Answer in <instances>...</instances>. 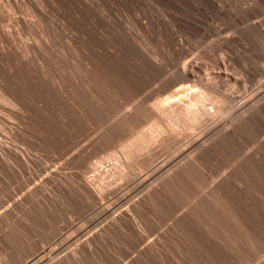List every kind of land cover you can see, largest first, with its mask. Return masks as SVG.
Masks as SVG:
<instances>
[{
  "label": "rangeland",
  "instance_id": "374dc122",
  "mask_svg": "<svg viewBox=\"0 0 264 264\" xmlns=\"http://www.w3.org/2000/svg\"><path fill=\"white\" fill-rule=\"evenodd\" d=\"M3 1L0 0V2H1L0 3V26H1L0 27V39L2 38V40H0V96L1 95L5 96L8 99V101L13 103V105L11 103L9 104V102H7V101L4 102V100H2L0 98L1 99L0 100V121H1L0 122V186L2 188V189L0 188V264H32L33 260L35 262L36 259L44 256V254H46L47 251L51 250L55 244L59 243V241H60V243H59V245H57L55 247V249L58 248L57 251L61 250L62 248H64L67 245L66 241L61 242V239H63L69 233L71 234L70 237L73 236L72 238H70V237L69 238L74 239L78 236L77 233H79V231H81V233L88 231L97 222V217L99 215H101L102 213H104V211H105V213H109L111 211L114 212L112 214L113 216L110 214L111 216L109 215L110 217L105 218L106 220L103 221L104 223L98 224L99 226L96 225L97 227H95V228L93 227V229H91V231H93V233L89 232L90 231L89 230L88 234L86 233L85 236L81 237L82 240H80L81 238L78 240L80 243L78 241H76V244L75 243L71 244L72 247H70L71 246L70 245L69 246L70 248H68V247L65 248L66 250L64 249L65 250V251H63L64 253L61 252L62 254H60V253L58 254L59 257L58 256L55 257L56 259L59 258V260L55 261L56 259L53 258L50 262H52V264H61L62 259L67 257L68 252H69V254L72 253L70 251V249H71L72 251L75 250L72 253V254L75 253L74 254L75 257L73 258L74 262L76 261L75 263H77V264H93L92 262L96 260L95 261L96 263H94V264H98V260L100 261L99 257H102L104 254L106 256H110L112 254V252H111L112 248L110 247L111 249L109 250L108 247L111 245V243H112V247L115 246V245H113V243L116 244V241H118L117 238L119 237V241L117 243L118 245L117 244L116 245L119 247V242H120L121 243L120 247L119 248L116 246L113 247V248H116V249H112V250H115L116 255L114 254V251H113V255H111L110 257L112 258V256H113V259H116V256H117V258L120 260L121 256H120V254H118L120 252L121 255H123L122 258L124 257L123 260L125 261L122 264H126L127 261H129V263L127 262L128 264H134L137 262L136 260L138 258H140L141 261L139 260L137 262V264L139 262L143 264L146 260L149 262L146 261L144 264H146V263L151 264L150 262H152V264H227V262H229V264H247V262L249 264L250 263L251 264H264V261H263L264 260V254H263L264 251H261V250H264V153L262 151H260L259 149H255L244 160L240 161V163L238 165L231 167V165H229V164H230V160H232V158L229 156L228 153H226L227 151L225 152V150H227V144H224V141H225V143H231L232 145L231 144H228V145H231V146L235 145L236 148L240 151L245 150L246 147H250L249 149H251L253 147V144H252V142L250 143V141H249V140H251V138L249 139V137H251L249 135H250V133H252L251 132L252 131L251 130L252 124H254V122L256 120L260 123L261 122L264 123V113H256L254 120H249L248 118H246V119L238 122L231 129L224 132L218 138H215L218 142L214 139L213 141H211V143H208L206 146L202 147L200 151L198 150L195 153V155L193 157H191L192 159L191 158H190V160L188 159L189 161H186L185 162L186 164L184 163L185 165H182L183 169L190 171L189 172L190 175L186 176L188 178L185 179L183 177V181H182V179L180 180V178L178 176L177 178L180 181L177 178H176L177 180L176 179L173 180L174 176L179 175L178 173L177 174L175 173L176 171H174L173 172L174 174L172 173L170 175V177L167 178L166 180L161 181V182L155 181L153 183L155 186L152 185L151 187H153V188L150 191H148L146 193L144 192L142 194L135 196L137 200L134 197L129 202H127L128 205H126V203H125V205L122 206V204L125 202V200H127L129 198V193L132 191L131 188H133V186L136 184V182H139V181L143 182V180H147V179L149 180L150 176L154 175L153 169L159 165V160L164 162V161H167L170 159V157L167 156V155H170L168 153L169 149H170V152L173 149L177 150V147H179L178 145L181 144V142L183 144L186 141L187 137H188L187 138L188 144H192V142H194V137L196 139L199 136H201L200 135V133L202 132L201 129L204 125L207 128L204 126L203 129H205V130H203V132L206 131V129H208L214 123H217V121L222 120L226 114L228 115V113L231 112V109H230L231 107L234 108L237 105H239L241 102L245 101L247 98L249 99L254 94V92L258 89V86H262L264 84V82L262 81L264 78V74H263L264 73V27H263L264 26V0H256V2L253 0L252 4H251L252 0H250V1L248 0L249 2L248 1L245 2L246 0L245 1L243 0V6L244 7L242 6L243 7L242 9L245 12L242 11L241 8L239 9V7H241L242 4L241 5L233 4L234 6L228 7V9H230L226 12V17H227L228 21H225V22L229 23V24L226 23L227 27L228 26L229 27L228 28L226 27V30H225L226 24H225V22H223L224 20H226V17H225V19L222 18L223 21H222V19L220 20L224 24L223 25L220 23L219 19H217L218 21L214 19L216 17L214 14L205 13L206 19L209 18L211 15V17L206 20V22L208 21V23L205 22V24H201L202 27H200V25H199L196 28L195 25H192V24L186 25L185 22L181 23V21L178 20L179 18L177 19L175 16H174L175 18L173 17L175 12L169 11L170 14L165 13V15L167 14L166 15L167 19H168V17H169L168 20H171V18L176 19L177 24L174 23V25H177L179 27L176 26L174 28L172 26V28L171 27L169 28L168 32L165 31V29L162 27V25H159L158 21L156 20V18H158V15L161 13V11H162V14H164V11H165L163 9V7L161 5H159L158 0H145V1L144 0H121V1L120 0H112V1L111 0H40V1L39 0H37V1H34V0H18V2H16V0H3ZM11 1H12V3H11ZM9 2L11 3V5ZM42 3L43 4L45 3L44 7H43ZM17 4L19 5V8H18ZM20 4H21V6H20ZM96 4H99V5H96ZM4 5H5V7H4ZM246 5H248L247 6L248 8L245 7ZM10 6H12V8ZM134 6H135V8H134ZM236 6H238V7H236ZM131 7H132V9H130ZM232 7L233 8L235 7V8L233 9ZM9 8H11V9H9ZM41 8L43 11L41 10ZM244 8H247L246 10H247L248 14L246 13V10ZM98 9H99V11H98ZM101 9H102V12H100ZM156 9H158V10L156 11ZM248 9H250V10L248 11ZM9 10H11V12ZM137 10L139 12H137ZM150 10L151 11L153 10V12H150ZM159 10H161V11H159ZM235 10H236V13H235ZM33 11H34V13H33ZM155 11H156V13L159 11L158 12L159 14L157 13V16L154 13ZM15 12H16V14H15ZM200 12L203 13L204 11L201 10ZM241 12H242V14H241ZM22 13H23V15H22ZM172 13H173V15H172ZM228 13H230L232 17L230 16V14L228 15ZM98 14L101 15L100 19L97 18V17H100ZM134 14H136L137 16ZM14 15H15V17H14ZM141 15H142V17H139ZM149 15H153L152 17L157 22L155 20L153 21V18L151 20V16L149 17ZM130 16H132V17L130 18ZM212 16H213V18H212ZM228 17H229V19H228ZM111 18H113V19H111ZM231 18H234V19L231 20ZM46 19H47V21H46ZM101 19H103V20L101 21ZM131 19H134V20H131ZM213 19H214V21L212 22ZM98 20H100V21L97 22ZM130 20L135 21L136 25L133 26L135 23L131 22ZM229 20H231V21H229ZM244 20H245V22H244ZM53 21H55V22H53ZM58 21H60V22H58ZM254 21H257V22L254 23ZM127 22H129V23H127ZM130 22L133 24H131ZM209 22L213 25L211 26V24ZM231 22H233L232 23L233 25H231ZM126 23L129 24V25H127V27H126ZM154 23H157V25H155ZM219 23L222 25V27L224 26L223 29L219 25ZM130 24L132 25V27ZM214 24L215 25L218 24L217 27L214 26ZM205 25L208 27V29H207V27H205ZM208 25H210V26H208ZM247 25L249 28L247 27ZM249 25H253L254 28L252 26H249ZM142 26H143V28H142ZM199 27L201 30L199 29ZM213 27L219 28V30L217 29V31H215V29ZM33 28H34V31H32ZM172 29H173V31H172L173 34L171 33ZM198 29H199V31H202V32H198L197 31ZM210 29H212L213 31H215L217 33L214 34L215 32H212ZM203 30H205V31H203ZM219 31L221 33L223 32L224 34H226L228 32L226 34L227 40H225V39L220 40V38H222L223 33L221 34V37L219 39L215 38L216 35H217L216 37L220 36ZM145 32H147V33H145ZM211 32H212V34H211ZM167 33H168V35H170L169 37H168ZM208 35H209V37H208ZM8 36H10V37H8ZM53 36H55V37H53ZM102 36H103V39H102ZM226 36H224V37H226ZM228 37H230L231 39ZM186 39H187V41H186ZM136 40H138L137 42L139 43V45H138V43L136 44ZM219 41H221V43ZM36 43H38V44L36 45ZM25 45H27V46H25ZM147 45H148V47H147ZM153 45H154V47H153ZM41 46H43V48ZM109 46H111V47H109ZM108 48H109V50H107ZM155 48L156 49L158 48V49L155 51ZM163 48H165L166 50H164ZM141 49H142V51L140 52L139 50H141ZM9 51H11V52H9ZM40 51H41V53H40ZM153 51L155 53H158L159 64L161 62H163L159 66V69L162 68L161 71L159 70V74L162 73V75H164V77L162 80H158L157 82H154L150 85L149 84L147 85V83H149L151 81V79H152L151 77L154 75V73L147 66V63H146V60L144 59V57H141V56L144 55L143 53H145V52H146L145 54H151L149 52L153 53ZM42 52H43V54H42ZM209 52H210L212 57H210ZM170 53H171V55H170ZM30 54H31V56H30ZM174 54L176 57L174 56ZM221 54H223V55H221ZM166 55H167V57H165ZM100 57H101V59H100ZM208 57H210V58H208ZM42 58H43V60H42ZM141 58H143V60ZM162 58H163V60H162ZM217 58H219L220 61ZM221 58L223 59V61H221ZM30 59H33V60L30 61ZM99 60L101 61V63ZM225 60H227V61H225ZM167 61H168V63H167ZM189 61H193V62L195 61L196 62V63L194 62L195 64H200V63L203 64V66L205 67L204 68L205 71L203 70L204 74L200 73V74H202L201 75L202 77H205V73H206V76H208L212 72H216L217 68L219 66H220V68H222V67L225 68L226 66H228L227 68H228L229 76L232 75L231 77H234V78L236 77L235 78L236 80L234 79L232 81V84H231L232 87L230 88L228 86L227 89H229V90L227 92L234 93L235 96L238 93L239 97L236 96V99H235L236 101L234 100L235 102L233 101L231 105L230 104L225 105V103L227 101H224V104L222 103L223 102L222 101L221 102L222 103L221 104L222 111L220 110V112H218V110H217L218 109V107H216L217 105L215 106L216 108H214V106H211V104L214 105V101L217 103V101L214 100L215 98H213V96H212V98L211 97L206 98L207 97L206 95H208V96H211V95L201 94V98H202V96L203 97L206 96L205 97L206 102L208 101L207 102L208 104H207L204 102L205 101L204 100L203 101L204 104H207V106H209V103H210V107L213 108V109H210V112H208V115L210 114L209 115L210 117L206 114L207 118L208 117L210 118V119L208 118L210 122L208 120H206V118H205L206 115L202 113V110H200L199 114H197V111H198L197 108L195 109L196 110L195 112H194V107L189 108V106L191 107V105H193L194 100H192V102L190 101L193 97H191V99H190L191 94L189 92L187 93V91H186L187 89L185 90V88H182V86H179V84H177V80H176L177 77H175V76L178 75V72L180 69L181 70L183 69L184 65H182V64L185 63V66H186L189 63ZM30 62H32L34 64H32V63L30 64ZM110 62H112V63H110ZM220 62H222L224 65L223 66L220 65L219 64ZM226 62H228V63H226ZM202 64H200V65H202ZM217 64H219V65H217ZM179 66L180 67L182 66V68H180ZM230 67H231V70H229ZM177 68L178 69L180 68V69L177 70ZM214 68H215V70H214ZM29 69H30V71H29ZM146 70L148 72H152L153 75H152V73H147ZM176 70H177V72H176ZM172 72H173V74H172ZM100 74H101V76H100ZM169 75L170 76L175 75V76L170 77ZM43 76H45V77H43ZM165 77L167 78V80H165L166 79ZM231 77H229V78H231ZM246 77H247V81H246L247 89L245 90V89H242V88H246V86L242 85V82H243L242 80H244V78H246ZM173 79L176 81V83L174 82ZM147 80H150V81H147ZM163 80H164V82H162ZM106 81L108 82V84ZM26 82H28V84ZM157 83H159L160 86L158 85L156 87ZM63 84H65V85H63ZM162 84H165V85H162ZM27 85H28V87H27ZM39 85H40V87H39ZM97 85H99V86H97ZM145 85H147L148 87L147 86L144 87ZM166 86H168V87H166ZM151 88H153V89H151ZM187 88L190 89V86H187ZM1 89H3V90L1 91ZM142 89H144V90L146 89V90L144 91ZM102 92L104 94H101ZM140 92H142V93L140 94ZM245 92H246V94H245ZM137 93L139 94L140 99L143 97V99L146 100L145 101L142 99L143 100L142 102L144 103V105L141 102V100H139L140 102L138 100H135V101H138L139 103L138 102H136V104L134 103L132 98L137 97V95H136ZM184 93H185V96L183 95ZM186 93H187V96L190 95V96H188L189 98L186 97ZM242 94H244V95H242ZM57 95H59V96H57ZM133 96H135V97H133ZM144 96L145 97L147 96V98H145ZM109 98H110V100H109ZM139 98L137 97V99H139ZM150 98H152V99H150ZM157 98H159V99H157ZM207 99H209V100H207ZM157 100H158V102H157ZM202 100H203V98H202ZM150 102H152V103H150ZM188 102H189V104H188ZM1 103H3V104L1 105ZM116 103H117L118 107H120V111H119V109L117 111L118 107H117ZM121 103H122V106H119V104L121 105ZM131 103L133 104V106H132L133 109L130 107V105H132ZM181 103H182V105H180ZM113 104H115L114 106H116V107H114ZM134 104H135V106H134ZM194 104H195V102H194ZM41 105H43V106H41ZM2 106H4V107H2ZM136 106H139V110L142 108L143 109L141 111H138L136 109ZM225 106H227L228 108ZM229 106H231V107H229ZM6 107H7V109H6ZM134 107H135V109H134ZM13 108L15 110H13ZM18 108H20V109L18 110ZM21 108H23V109L21 110ZM99 108H100V110H99ZM113 108L116 111L113 110ZM121 109H124V110H121ZM175 109H176V111H175ZM177 109L180 110L182 113L180 111H177ZM189 109L191 112L189 111ZM199 109H200V107H199ZM9 110H11V111H9ZM125 110L126 111L128 110L129 112L131 110H133V111H131L130 114L127 111L126 115H128V114L130 115V116L128 115L129 116L128 118H130L131 121L124 124V126L126 128L124 126H122V124H121V126L118 125L119 123H123V122H119L116 119V117L119 116L118 120H120V118H121L120 116H122V113ZM105 111L109 115L108 117H110L112 115L111 118L107 119V120H111V121L110 122L107 121L106 123H104V122L102 123V120H100V119H101L102 115L104 116L105 113H103V112H105ZM111 111H113L114 113ZM109 112H110V114H109ZM116 112H119V114H121V115L118 114L115 117ZM192 112L196 113V115ZM44 113H46V114H44ZM167 113H168V115H167ZM171 113H172V115H171ZM179 113H181V114H179ZM201 113L203 115L202 118H205L204 120L207 121L205 123L203 121L204 125H202V121L200 120L201 118H198ZM26 114H28V115H26ZM19 115L21 117H19ZM113 115H114V118L112 119ZM143 115L145 118H149V116L151 117V115H154V116H152L154 118H159L157 120L160 123H157V125L160 124L159 126H161L162 129H161V127L157 126V129H160L158 131H160V133H162L165 138L168 137L166 135L174 134L175 136H171V137H174L173 139H176V142H178V145L175 141H173V139L170 136H169V140L171 139L172 142L167 141L168 139H165V141L168 143L162 141V139L159 136L157 137V135H158L157 130H154V131L152 130L153 127L155 126V125H153L154 124L153 121H156V120L154 118H153L154 120L151 119V120H153L152 121L153 124H151L153 127L151 126L152 127L151 129L147 128V127H149V125L146 124V122H148V121L151 122V121L149 120L150 118L147 119L148 121L146 119H144ZM202 115H200V116H202ZM222 116H224V117L222 118ZM16 117L17 118L19 117L18 120ZM164 117H165V119H164ZM193 118H195L196 120H193ZM113 120H115V121H113ZM185 120L187 121V123ZM112 121L114 123H112ZM11 122H13V123H11ZM29 122H31V123H29ZM171 122H173V123H171ZM109 123L110 124L112 123V124L110 125ZM129 123H132V124H129ZM108 124H109V126L115 125L114 127H116L118 125L116 127V129L114 128V130H115L114 134L115 135H113V137L114 136L115 137L112 138V140L114 142L110 138H108L109 136L107 134V131L105 130L106 127L107 128L109 127V126H107ZM144 124L146 126L147 125L148 126L146 127ZM200 124L202 125V127L200 126ZM208 124H209V126H208ZM32 125H33V127H32ZM79 125H81V126L79 127ZM164 125L165 126L167 125V126L165 127ZM118 128H119V130H118ZM79 129H81V130H79ZM112 129H113V127L110 130L112 131ZM154 129H156V128H154ZM139 130L142 133L143 132L144 133L142 134ZM146 130H148V132ZM81 131H82V134H81ZM149 131H150V133H149ZM151 131H153L154 134ZM155 132L157 133V135ZM168 132L170 134H168ZM203 132L201 134H203ZM89 133H91V135L88 137ZM132 133H134V134H132ZM148 133L149 134L152 133L154 136L156 135L155 137L159 138L160 140H156L155 137H152V139L153 138L154 139L151 140L152 134L150 136H147V135H149ZM160 133H159V135H160ZM86 134H88V135H86ZM123 134L126 136V138ZM136 134L138 135V137H136L137 136ZM162 134L160 136H162ZM245 134H246V136H245ZM129 135L130 136L133 135V136L127 137ZM134 135H136V136L134 137ZM179 135L181 137H185V138H180ZM86 136L88 138H86ZM253 136H252V138H253ZM246 137H248V138L246 139ZM90 138H93V139L90 140ZM122 138H124V140H122L124 143L120 140ZM127 138H128V140H129V138H131L132 141L126 140V142H125V139H127ZM137 138L138 139L140 138L139 141L141 143L139 141H137L138 140ZM20 139H21V141H20ZM149 139L151 142L149 141ZM177 139L180 140V142L177 141ZM47 140H49V141H47ZM246 140H248L249 143ZM76 141H77V143H80V144H78L79 146L75 143ZM89 141H91V142H89ZM118 141L119 142L121 141V142L116 143ZM133 141H134V143H133ZM135 141L139 144H137ZM187 141L185 142L186 144H187ZM73 142L77 146H73ZM143 142L146 144L143 145L144 144ZM213 142H214V144H213ZM218 143H219V145H218ZM222 143L224 144V146L226 145L225 146L226 148L223 147L225 150L222 148V146H223ZM58 144H60V145H58ZM212 144L214 145V147ZM215 144H217L216 145L217 147L215 146ZM262 145H264V141L262 142ZM184 146H182V147H184ZM64 147H66V148H64ZM97 147H98V149H97ZM118 147L121 148V150L124 152V155L126 154L125 153L126 149L127 150L129 149L127 154H128V159L130 156V160L127 161V158H126L127 163L125 162L124 158L122 159L119 156L120 153H117ZM132 147H133V149H132ZM70 148H72V149H70ZM67 149H69L70 152ZM130 149H132V150H130ZM102 151H103V153H102ZM139 151H140V153H139ZM105 152H107V153H105ZM119 152H120V150H119ZM143 152H144V155H143ZM204 153H206V154H204ZM96 156L98 158H96ZM94 158H95V160H94ZM48 164H49V167H48ZM188 164H189L190 168H189V166H187ZM240 165H245V169L240 168L239 167ZM185 166H186V168H185ZM180 168L181 167L178 168L179 170L177 169L178 172L183 171V170H181L182 168L181 169ZM56 170H57V172H56ZM222 172L225 173V177L223 176L224 173H223V175H221ZM16 174H17V177H16ZM196 174H198V175H196ZM197 176H199V177H197ZM244 176H245V178H244ZM193 177H194V179H193ZM42 178L44 179L43 181H42ZM171 178H173V179L171 180ZM213 178H215L214 183L216 185L212 183L213 184V185H211V186H213V187H211L212 190L214 188L218 189L217 191H215L216 189L214 190L215 192H217V193H215V194H217V198H218V196H220V197L223 196L222 198L219 197L218 199L223 200V198H224V200H226L225 202H227L228 200L230 201V202L228 201L229 203L227 202L228 205H230L229 206L230 210L232 211V214L235 217V220L237 222L241 223L245 229L246 228L248 229V230L247 229L246 230L248 231V234L250 235L249 239L246 238V240H240L239 239L240 236L238 237L237 234L233 235V233L231 234L229 231H227V233L229 232L227 234L229 236H227L225 234V232H223L224 230L222 231L223 224H221L222 220H220V218H219L220 214H218V216H216L215 221H213L212 227L214 228V232L217 231V232H219L218 234H221L223 232L224 234L222 233L221 235H219V237L221 236L220 238H222V241H220L218 239L216 240L217 237H215V235H213V234L212 235L209 234V232L206 230V228H205L206 226H204V224H201L200 222H198L196 219H194L192 217H187V215H186L187 210L185 209V207H182L181 209H179L180 205H179V203H177L175 201V199H176L175 197H174L175 199L170 198V197L174 196V192H173V196H170V195H172L171 194L172 191H175V193H177V194L181 193V198H184L182 196H185V198L186 197L189 198L191 195L193 197L192 193L194 191L201 190L200 187L203 185V183L205 182L204 184H206V182H208L209 180H212ZM224 178L228 179V181H225ZM218 179H222L221 181L224 180L222 182L223 184L220 183V180H218ZM61 180L62 181L64 180L63 182H66L65 183L66 187H64L65 189L63 188V186H61L62 185V183H60V182H62ZM68 180H69V182H68ZM184 180H185V184H184ZM187 180H189V181H187ZM195 180H196L197 184H196V182H194ZM192 181L195 184H193ZM198 181H199V183H198ZM67 182H68V184H67ZM156 182H158V183H156ZM65 184H63V185H65ZM198 184H199V186H200V184H202V185L200 187H198L197 186ZM227 184H228L229 188L227 187ZM253 184H255V185L253 186ZM2 185L4 188L2 187ZM67 185H69L71 187V188H69V190L67 189ZM168 185H171V186H168ZM188 185H193V187L188 186ZM230 185H232L233 188ZM172 186L174 189H172ZM221 186H224L226 191L224 190V187H221ZM77 187H78V189H76ZM186 187L192 193L189 192L186 189ZM188 187H192V189H189ZM203 187H204V185H203ZM165 188H167L166 191L164 190ZM193 188L195 190H193ZM70 189L74 190L73 193L76 192V193H74L75 194L74 197L72 196V193L70 192L72 190H70ZM175 189H177V191ZM58 190H59V192H58ZM64 190H66V191H64ZM168 190L170 193L168 192ZM79 191H80V193H79ZM182 191L184 193H187L188 195H190V194L191 195L188 196V195L182 193ZM33 192H34V194H33ZM57 192L62 194V195L66 194V196H68V194L71 193L70 194L71 197L75 198V199L77 198L76 196H78V195L80 196V194L82 197L84 196V198H82V200H84L83 203L84 202L85 203L80 204L82 206V209H81L82 211H80V212H82V214L78 211L80 213L79 214L80 216L79 215L69 216L68 215L69 212H67L66 213L67 214L66 219L64 221L60 220V222H57L56 223L57 228H56L55 226L54 227H52V226L55 225L54 223L56 221H59L60 218L58 219L59 213L57 210H55V214L57 213L56 215H58V216L54 215V212H53V215H51V217L52 216L57 217L58 220L53 221V223H51L53 225H46L45 226L46 229H45V228H43L44 225L50 224V222H48L47 220H44V221H47V222H44L42 220L43 218L41 217L42 216L41 211H43V210L42 209H41V211H38V210H39V208H41L43 206H45V207L47 206V205H45L46 199L48 200L47 204H50L51 203V202L49 203L50 199L52 201L57 197V195L60 196V194H57ZM63 192H64V194H63ZM96 192H98V193H96ZM197 192H199V191H197ZM197 192H194V195H195V193L197 194ZM31 193L33 195H31ZM54 193H56V194H54ZM99 193H100V196H99ZM126 193H128V194H126ZM201 194H200V196H202V198L206 197V195H207V194L206 195L203 194V195H205V196H203ZM52 195H53V197H52ZM61 196H60V198H61ZM79 196L77 198L78 200L81 199V198H79ZM140 196H141V198H140ZM151 196L158 197L159 201L155 198H151ZM68 197L69 198H66L67 200L70 199V196H68ZM122 197H123V199H119ZM138 197H139V199H138ZM147 197H150V198L148 199ZM31 198H32V200H31ZM35 199L38 201H36ZM133 199H134V203H133ZM145 199H147V200H145ZM150 199H152V201H153V199L155 200L154 201L155 204H154V202H152V204H151L152 207H151L150 203L147 202L148 200L150 201ZM72 200L73 199H71L69 201H71V203H72ZM179 200L180 199H178L177 201H179ZM183 200L181 199V201H179V202H182ZM203 200H204V198H203ZM205 200H206V203H207V201H209V199H206V198H205ZM32 201H34V204ZM73 201L77 202V200H73ZM121 201H122V203H121ZM131 201H132V203H130ZM156 201H158L159 203H157ZM80 202H82V201H80ZM43 203H45V204H43ZM156 203H157V206H155ZM161 203H162V206L164 205V208H165L164 210H166V212L168 210L171 213L172 212L174 213L175 211H177L180 214L179 216L184 220V223L187 222V225H185V226L189 225V229H191L194 232V234H195L194 236H196L198 241H200L199 244L202 245L204 248L202 253L201 252L195 253V252H193L194 249L191 251L190 248H193V246L190 245L191 243L190 244L188 242L186 243L187 240L184 239V236L182 237V235H178L179 234L178 231H177L178 233L176 231L172 232L174 225L171 222H169V220H167L166 217H164V214L159 212L160 213L159 215L163 214V216L157 215L158 212L156 213V211L159 210L158 209L159 207H162ZM35 204H36V206H35ZM42 204H43V206H41ZM73 204L76 205V203H74V202H73ZM82 204L85 207H83ZM166 204H168L169 206ZM32 205H34V206H32ZM109 206H110V208H109ZM119 206L122 210H120V208H117ZM154 206L156 207L157 210L153 208ZM102 207H103V209H102ZM106 208H109V209H107L108 211L106 210ZM115 208H117L116 211H114ZM167 208H168V210H167ZM162 209H163V207H162ZM216 209L219 210V208H215V210H213V211L217 212L218 210H216ZM19 210H21L22 212L21 211L19 212ZM27 210H28L29 214H30V212H32L34 214L33 211L36 212V215L41 213V216H39L40 214L37 215L38 217H40V219L39 218L36 219L37 222L40 221L39 223H37V222L31 223L30 222L31 224H34V225L30 226V227L33 226L32 229L29 227L26 228L27 225L25 226V224H27L28 222H26L23 219V217L27 216V215H25V214H27ZM59 210H60V214L62 213V215L65 216V212L67 210L65 211L64 208H63L64 212L62 209H59ZM120 211H121V213H120ZM131 211L136 215L135 217H137V213H138V217L140 214H141L140 216H142V218L144 216L143 220L146 222V223H143L145 225L144 228H143V224L141 223L143 221L142 218L140 217L139 218L140 223H137V222H139V220L137 221L138 218L137 219L134 218V219H136V221L133 219L134 215L131 213ZM96 212H98L97 213L98 215L96 214ZM182 212H183V214H182ZM214 212H212V213H214ZM218 212L220 213V211H218ZM171 213H169V214H171ZM215 213H214V215H217V213L216 214ZM45 214H43V215H45ZM82 215H84V216H82ZM214 215L212 214V216H214ZM94 216H96L95 217L96 220L93 218ZM47 217L49 218L50 216H47ZM89 217L91 219H89ZM181 218H180V220H181ZM217 218H219V220ZM55 219L56 218H54L53 220H55ZM87 219L90 221H92V220H94V221L88 222ZM50 220H52V219H50ZM22 222H24V223L22 224ZM86 222H88L87 225H86ZM214 222H216V223H214ZM43 223H44L43 227H40V226H42ZM147 223H149V225L153 224V225H151V228H149L150 226L147 225ZM82 224H84V226H86V228ZM138 224L141 226L139 227ZM35 225L37 226V228L35 227ZM110 225L116 227V229L114 228L115 231H113V233H115V234H113V233L109 234L108 233V236H107V233H106L105 234L106 236H105L103 234L104 229L106 228V226H110ZM17 226L19 227V229ZM49 226H51L52 228ZM146 226H149L148 227L149 229ZM24 227H25V231H26V229L30 231L29 232L30 235L24 237L25 245L23 246V248L19 249L15 253L12 251L11 246H12L16 237H19V235L23 236ZM38 227L43 228V230L45 229L46 234H48L50 236L53 235V236L50 237L48 235H46V236L43 234L41 235V232L44 233L45 231L40 232L39 230H37ZM47 227H49V228H47ZM98 227H100V228H98ZM33 228H36L34 230H37V232L39 231V233L42 237L39 235L37 236V234H35V232L33 231ZM54 228H56V229H54ZM82 228H84V229H82ZM57 229H59V230H57ZM78 229H80V230H78ZM145 229L146 230L148 229V232L147 231L144 232L143 230H145ZM152 229H153V231H152ZM170 229H171V231H169ZM21 230H23L22 231L23 234H21L22 233ZM51 230L53 231V233L49 234L50 232H52ZM74 230L75 231L78 230V231L75 232ZM174 230H175V228H174ZM16 231H18V232H16ZM122 231H123V233H122ZM149 231L151 234L149 233ZM158 231H159V235H157ZM19 232H20V234L18 235ZM32 232H34V233H32ZM74 232L77 236L75 234L74 235L72 234ZM169 232H170V234H169ZM171 232L174 233V235L177 234V236H174V235L171 236V234H172ZM142 233H143V235H142ZM144 233H145V235H144ZM166 233H168V234H166ZM32 234H34V235H32ZM110 235L113 238L110 237ZM156 235H157V237H156ZM235 235H237V236H235ZM100 236H102V238H103V236H105L106 238L110 237L113 239V241H110L111 239L107 238L111 242V243L109 242L110 243L109 246L106 245V247L108 249H106V247H104V248L102 247V245H104L103 243L105 241L107 242V240H105L106 238L102 239ZM114 236H115V238H114ZM147 236L148 237L150 236V237L148 238ZM233 236L236 237V239ZM55 237L57 238V240L55 239ZM146 237L149 240H150V238H152L151 239L152 241L150 242L148 239L145 241L144 238H146ZM84 238H85V240H84ZM94 238H96L97 240H95ZM164 238H166V239H164ZM171 238H173V239H171ZM101 239L103 241H101ZM225 239H226V242L230 240V243H231V241H232V244H234L236 247V249L234 251H231L230 249L226 248V246L223 244L224 243L223 241ZM250 239H252L253 242H256V243L259 242L258 243L259 248L261 247L259 249L260 253H261V254H259V256L256 255V252L254 253V251H252ZM47 240H49V241H47ZM99 240H100L99 243H101V244L97 243V241H99ZM50 241L53 242L52 245H51ZM143 241H145V242L143 243ZM147 241H148V243H147ZM54 242H56V243H54ZM61 243H62V246L60 245ZM145 243L147 245H144ZM139 244H140V246H139ZM211 244H212V246H211ZM94 245L97 247H95ZM100 245H101V247H100ZM73 247H75V248L79 247V248L73 249ZM130 247H135V252L132 253L131 252L132 250H130L131 249ZM210 247L213 249H211ZM68 249H69V251H68ZM92 250H93V253H92ZM106 250L108 252H106ZM100 251H104L105 253L102 252L101 253L102 256H101V255H99ZM237 252L242 253L243 257H245L246 260L247 259L248 260L247 261L241 260L242 254L240 256V253H237ZM109 253H110V255H109ZM64 254H66V255L64 256ZM72 254H71V256H72ZM92 254L93 255L97 254V255L95 257ZM105 255L103 256L104 258L101 259V263L99 262V264L107 263V260H106V262L104 261L106 259ZM63 256H64V258H63ZM68 256H70V255H68ZM97 256H98V259H97ZM125 256H126V258L127 257L128 258L126 259ZM132 256L135 258L133 259ZM137 256H139V257L137 258ZM257 256L259 258H257ZM93 257H94V259H93ZM141 257L145 258L144 262H142L143 258H141ZM77 259H79V260H77ZM128 259H130V260H128ZM82 260H84V261H82ZM88 260H90V262ZM102 261H104V262H102ZM53 262H55V263H53ZM130 262H132V263H130ZM49 264H51V263H49Z\"/></svg>",
  "mask_w": 264,
  "mask_h": 264
},
{
  "label": "bare ground",
  "instance_id": "6f19581e",
  "mask_svg": "<svg viewBox=\"0 0 264 264\" xmlns=\"http://www.w3.org/2000/svg\"><path fill=\"white\" fill-rule=\"evenodd\" d=\"M3 1V0H2ZM34 1H37V0H34ZM40 1V0H39ZM112 1V0H111ZM121 1V0H120ZM145 1V0H144ZM159 1V5H161L162 7H163V9L166 11H164V14H162V11L161 10H159V11H161V13L159 14L158 12V18H156V20L158 21V24L159 25H162V27L165 29V31H169V28L171 27L172 28V26L175 28L177 25H174V23H176L177 21H176V19H173V18H171V20H168L169 19V17H168V19H167V17H166V15H165V13H169V11H174L175 13H174V15H173V13H172V15H173V17L175 16L178 20H180L181 21V23L183 22H185L186 23V25L187 24H192V25H195L196 26V28H197V26H199L200 25V27H202V25L201 24H205V22H206V20L207 19H209L210 17H211V15L210 14H214L216 17L214 18L215 20H217V19H219V21L223 18V19H225V17H226V12L228 11V10H230V9H228V7H230V6H234L233 4H239V5H241V7H239V9L241 8H243L244 6H243V0H158ZM245 1V0H244ZM248 0H246L245 2H247ZM250 1V0H249ZM248 1V2H249ZM255 2H256V0H254ZM4 2V1H3ZM15 2V1H14ZM16 2H18V0H16ZM46 2V1H45ZM104 2V1H103ZM252 2H253V0L251 1V4H252ZM1 3V2H0ZM10 3V2H9ZM11 3H12V1H11ZM11 3H10V5H11ZM32 3V2H31ZM97 3V2H96ZM109 3V2H108ZM43 4V3H42ZM45 4V3H44ZM44 4H43V7H44ZM59 4V3H58ZM145 4V3H144ZM149 4V3H148ZM151 4V3H150ZM246 4V3H245ZM18 5V4H17ZM26 5V4H25ZM36 5V4H35ZM96 5H99V4H96ZM20 6H21V4H20ZM160 6V7H161ZM243 6V7H242ZM248 5H246L245 7H247ZM252 6V5H251ZM4 7H5V5H4ZM11 8H12V6H10ZM28 7V6H27ZM42 7V6H41ZM109 7V6H108ZM114 7V6H113ZM159 7V6H158ZM157 7V8H158ZM236 7H238V6H236ZM2 8V7H1ZM11 8H9V9H11ZM18 8H19V5H18ZM100 8V7H99ZM134 8H135V6H134ZM133 8V9H134ZM233 8V7H232ZM235 8V7H234ZM233 8V9H234ZM248 8V7H247ZM247 8H244L245 10L247 9ZM251 8V7H250ZM21 9V8H20ZM28 9V8H27ZM130 9H132V7L130 8ZM162 9V8H161ZM238 9V8H237ZM238 9V10H239ZM252 9V8H251ZM29 10V9H28ZM41 10H42V8H41ZM104 10V9H103ZM110 10V9H109ZM154 10V9H153ZM153 10L151 11L150 10V12H153ZM158 9H156V11H157ZM201 10H203L204 12L202 13V12H200ZM250 9H248V11H249ZM10 12H11V10H9ZM43 11V10H42ZM98 11H99V9H98ZM143 11V10H142ZM156 11L154 12L155 14H156V16H157V13H156ZM242 11H244L243 9H242ZM252 11V10H251ZM254 11V10H253ZM31 12V11H30ZM38 12V11H37ZM47 12V11H46ZM100 12H102V9L100 10ZM114 12V11H113ZM132 12V11H131ZM137 12H139L138 10H137ZM147 12V11H146ZM240 12V11H239ZM245 12V11H244ZM33 13H34V11H33ZM99 13V12H98ZM205 13H210L209 15H210V17L209 18H207L206 19V16H205ZM235 13H236V10H235ZM246 13H247V10H246ZM250 13V12H249ZM10 14V13H9ZM14 14V13H13ZM15 14H16V12H15ZM101 14V13H100ZM100 14H98L100 17H97V18H101V15ZM133 14V13H132ZM143 14V13H142ZM146 14V13H145ZM152 14V13H151ZM170 14V13H169ZM176 14V15H175ZM179 14V15H178ZM199 14V15H198ZM230 13H228V15H229ZM234 14V13H233ZM232 14V15H233ZM238 14V13H237ZM241 14H242V12H241ZM245 14V13H244ZM248 14V13H247ZM12 15V14H11ZM22 15H23V13H22ZM32 15V14H31ZM46 15V14H45ZM49 15V14H48ZM130 15V14H129ZM134 15H136V14H134ZM147 15V14H146ZM227 15V16H228ZM13 16V15H12ZM104 16V15H103ZM117 16V15H116ZM127 16V15H126ZM137 16V15H136ZM148 16V15H147ZM151 16V20H152V16L153 15H149V17ZM230 16H231V14H230ZM229 16V17H230ZM8 17V16H7ZM14 17H15V15H14ZM50 17V16H49ZM121 17V16H120ZM132 16H130V18H131ZM139 17H142V15L141 16H139ZM155 17V16H154ZM172 17V16H171ZM174 17V18H175ZM229 17H228V19H229ZM232 17V16H231ZM104 18V17H103ZM128 18V17H127ZM212 18H213V16H212ZM8 19V18H7ZM26 19V18H25ZM108 19V18H107ZM111 19H113V18H111ZM120 19V18H119ZM150 19V18H149ZM214 19L212 20V22L214 21ZM223 19H222V21H223ZM234 18H231V20H233ZM252 19V18H251ZM10 20V19H9ZM16 20V19H15ZM103 19H101V21H102ZM131 20H134V19H131ZM130 20V21H131ZM155 19L153 18V21H154ZM155 20V21H156ZM231 20H229V21H231ZM18 21V20H17ZM41 21V20H40ZM46 21H47V19H46ZM71 21V20H70ZM100 20H98L97 22H99ZM110 21V20H109ZM125 21V20H124ZM152 21V22H153ZM156 21V22H157ZM218 21V20H217ZM225 21H228L227 20V17H226V20H224L223 22H225ZM53 22H55V21H53ZM52 22V23H53ZM58 22H60V21H58ZM96 22V21H95ZM131 22H134L135 23V21H131ZM130 22V23H131ZM147 22V21H146ZM150 22V21H149ZM237 22V21H236ZM244 22H245V20H244ZM251 22V21H250ZM255 22H257V21H254V23ZM101 23V22H100ZM127 23H129V22H127ZM126 23V27H127V25H129V24H127ZM145 23V22H144ZM206 23H208V21L206 22ZM210 23V22H209ZM217 23V22H216ZM220 23L221 24H223L221 21H220ZM219 23V25L222 27V25ZM226 23H228V22H225V24ZM233 22H231V25H233L232 24ZM35 24V23H34ZM42 24V23H41ZM105 24V23H104ZM131 24H133V23H131ZM130 24V25H131ZM155 25H157V23H154ZM177 24V23H176ZM211 24V23H210ZM229 24V23H228ZM251 24V23H250ZM253 24V23H252ZM25 25V24H24ZM136 25V23L133 25V26H135ZM213 24H211V26H212ZM218 25V24H217ZM217 25H215L214 24V26H216L217 27ZM224 25V24H223ZM255 25V24H254ZM258 25V24H257ZM46 26V25H45ZM65 26V25H64ZM122 26V25H121ZM204 26V25H203ZM208 26H210V25H208ZM249 26H252L253 27V25H249ZM1 27V26H0ZM25 27V26H24ZM28 27V26H27ZM51 27V26H50ZM53 27V26H52ZM131 27H132V25H131ZM137 27V26H136ZM161 27V26H160ZM177 27H179V26H177ZM188 27V26H187ZM192 27V26H191ZM194 27V26H193ZM200 27H199V29H200ZM205 27H207L206 25H205ZM214 28L215 29V31H217V29L219 30V28ZM219 27V26H218ZM224 27V26H223ZM223 27H222V29H223ZM226 27H227V24H226V26H225V30H226ZM229 27V26H228ZM227 27V28H228ZM233 27V26H232ZM247 27H248V25H247ZM251 27V28H252ZM264 27V26H263ZM98 28V27H97ZM130 28V27H129ZM142 28H143V26H142ZM149 28V27H148ZM162 28V29H163ZM173 28V29H174ZM184 28V27H183ZM195 28V27H194ZM249 28V27H248ZM254 28V27H253ZM257 28V27H256ZM260 28V27H259ZM31 29V28H30ZM54 29V28H53ZM133 29V28H132ZM131 29V30H132ZM145 29V28H144ZM173 29L171 30V33H172V31H173ZM180 29V28H179ZM199 29L197 30L198 32H202V31H199ZM203 29V28H202ZM207 29H208V27H207ZM221 29V28H220ZM247 29V28H246ZM5 30V29H4ZM17 30V29H16ZM26 30V29H25ZM45 30V29H44ZM75 30V29H74ZM108 30V29H107ZM106 30V31H107ZM137 30V29H136ZM135 30V31H136ZM139 30V29H138ZM156 30V29H155ZM191 30V29H190ZM189 30V31H190ZM201 30V29H200ZM212 32H215V31H213L212 29H210ZM245 30V29H244ZM8 31V30H7ZM32 31H34V28H33V30ZM105 31V30H104ZM145 31V30H144ZM188 31V30H187ZM194 31V30H193ZM196 31V30H195ZM203 31H205V30H203ZM209 31V30H208ZM221 31V30H220ZM219 31V32H220ZM239 31V30H238ZM246 31V30H245ZM60 32V31H59ZM98 32V31H97ZM133 32V31H132ZM138 32V31H137ZM136 32V33H137ZM140 32V31H139ZM150 32V31H149ZM180 32V31H179ZM212 32H211V34H212ZM234 32V31H233ZM38 33V32H37ZM58 33V32H57ZM99 33V32H98ZM130 33V32H129ZM135 33V34H136ZM142 33V32H141ZM140 33V34H141ZM145 33H147V32H145ZM191 33V32H190ZM189 33V34H190ZM196 33V32H195ZM217 32H215L214 34H216ZM223 33V32H222ZM221 32H220V36L219 37H216L215 36V38H220L221 37V34H222ZM226 33V32H225ZM228 33V32H227ZM226 33V34H227ZM262 33V32H261ZM60 34V33H59ZM69 34V33H68ZM151 34V33H150ZM170 34V33H169ZM173 34V33H172ZM203 34V33H202ZM207 34V33H206ZM219 34V33H218ZM224 34V33H223ZM222 34V38H220V40H222V39H225V40H227V36H226V34H224L223 35ZM230 34V33H229ZM233 34V33H232ZM56 35V34H55ZM100 35V34H99ZM129 35V34H128ZM167 35H168V33H167ZM21 36V35H20ZM59 36V35H58ZM124 36V35H123ZM131 36V35H130ZM146 36V35H145ZM170 35H168V37H169ZM182 36V35H181ZM187 36V35H186ZM213 36V35H212ZM224 36H226V37H224ZM8 37H10V36H8ZM13 37V36H12ZM22 37V36H21ZM32 37V36H31ZM45 37V36H44ZM53 37H55V36H53ZM60 37V36H59ZM179 37V36H178ZM208 37H209V35H208ZM214 37V36H213ZM224 37V38H223ZM27 38V37H26ZM50 38V37H49ZM143 38V37H142ZM147 38V37H146ZM183 38V37H182ZM187 38V37H186ZM189 38V37H188ZM201 38V37H200ZM228 38H230V37H228ZM235 38V37H234ZM28 39V38H27ZM26 39V40H27ZM39 39V38H38ZM37 39V40H38ZM58 39V38H57ZM60 39V38H59ZM102 39H103V36H102ZM139 39V38H138ZM144 39V38H143ZM159 39V38H158ZM202 39V38H201ZM209 39V38H208ZM231 39V38H230ZM237 39V38H236ZM0 40H2V38L0 39ZM6 40V39H5ZM34 40V39H33ZM36 40V39H35ZM64 40V39H63ZM67 40V39H66ZM108 40V39H107ZM113 40V39H112ZM149 40V39H148ZM169 40V39H168ZM174 40V39H173ZM215 40V39H214ZM229 40V39H228ZM11 41V40H10ZM16 41V40H15ZM138 40H136V44L138 43L137 42ZM151 41V40H150ZM156 41V40H155ZM167 41V40H166ZM170 41V40H169ZM186 41H187V39H186ZM212 41V40H211ZM210 41V42H211ZM217 41V40H216ZM230 41V40H229ZM232 41V40H231ZM42 42V41H41ZM46 42V41H45ZM69 42V41H68ZM111 42V41H110ZM220 43H221V41H219ZM223 42V41H222ZM225 42V41H224ZM233 42V41H232ZM3 43V42H2ZM19 43V42H18ZM58 43V42H57ZM134 43V42H133ZM146 43V42H145ZM157 43V42H156ZM11 44V43H10ZM26 44V43H25ZM38 43H36V45H37ZM46 44V43H45ZM72 44V43H71ZM112 44V43H111ZM129 44V43H128ZM163 44V43H162ZM161 44V45H162ZM182 44V43H181ZM17 45V44H16ZM47 45V44H46ZM57 45V44H56ZM110 45V44H109ZM138 45H139V43H138ZM144 45V44H143ZM142 45V46H143ZM188 45V44H187ZM191 45V44H190ZM209 45V44H208ZM12 46V45H11ZM25 46H27V45H25ZM40 46V45H39ZM38 46V47H39ZM44 46V45H43ZM43 46H41L42 48H43ZM135 46V45H134ZM133 46V47H134ZM4 47V46H3ZM109 47H111V46H109ZM128 47V46H127ZM147 47H148V45H147ZM150 47V46H149ZM152 47V46H151ZM153 47H154V45H153ZM11 48V47H10ZM23 48V47H22ZM104 48V47H103ZM121 48V47H120ZM166 48V47H165ZM165 48H163L164 50H166ZM219 48V47H218ZM101 49V48H100ZM139 49V48H138ZM149 49V48H148ZM158 49V48H157ZM156 48H155V51L157 50ZM174 49V48H173ZM178 49V48H177ZM17 50V49H16ZM23 50V49H22ZM107 50H109V48L107 49ZM146 50V49H145ZM144 50V51H145ZM161 50V49H160ZM207 50V49H206ZM12 51V50H11ZM11 51H9V52H11ZM44 51V50H43ZM99 51V50H98ZM140 52L142 51V49L141 50H139ZM143 51V52H144ZM147 51V50H146ZM150 51V50H149ZM220 51V50H219ZM19 52V51H18ZM28 52V51H27ZM34 52V51H33ZM37 52V51H36ZM114 52V51H113ZM134 52V51H133ZM142 52V53H143ZM164 52V51H163ZM167 52V51H166ZM190 52V51H189ZM205 52V51H204ZM40 53H41V51H40ZM45 53V52H44ZM102 53V52H101ZM126 53V52H125ZM146 53V52H145ZM145 53H143L144 55H142L141 57H144V59L146 60V63H147V66L149 67V69L154 73V75H153V73L152 72H148L147 70V73H152V79H151V81L150 80H147V81H150L149 83H147V85L149 84H152V83H154V82H157L158 80H162L163 79V77H164V75H162V73L161 74H159V70L161 71V69L162 68H160L159 69V66H160V64L161 63H163V62H161L160 64H159V60H158V53H155L154 51H153V53L152 52H149V53H151V54H145ZM148 53V52H147ZM178 53V52H177ZM10 54V53H9ZM25 54V53H24ZM32 54V53H31ZM31 54H30V56H31ZM38 54V53H37ZM42 54H43V52H42ZM47 54V53H46ZM141 54V53H140ZM161 54V53H160ZM179 54V53H178ZM209 54H210V52H209ZM33 55V54H32ZM35 55V54H34ZM100 55V54H99ZM165 55V54H164ZM170 55H171V53H170ZM221 55H223V54H221ZM7 56V55H6ZM11 56V55H10ZM13 56V55H12ZM28 56V55H27ZM43 56V55H42ZM41 56V57H42ZM97 56V55H96ZM109 56V55H108ZM128 56V55H127ZM174 56H175V54H174ZM209 56V55H208ZM14 57V56H13ZM16 57V56H15ZM18 57V56H17ZM130 57V56H129ZM165 57H167V55L165 56ZM169 57V56H168ZM176 57V56H175ZM210 57H212L211 56V54H210ZM210 57H208V58H210ZM30 58V57H29ZM28 58V59H29ZM105 58V57H104ZM109 58V57H108ZM135 58V57H134ZM185 58V57H184ZM5 59V58H4ZM27 59V60H28ZM100 59H101V57H100ZM142 60H143V58H141ZM169 59V58H168ZM176 59V58H175ZM180 59V58H179ZM186 59V58H185ZM201 59V58H200ZM218 60H219V58H217ZM216 59V60H217ZM232 59V58H231ZM26 60V61H27ZM31 60H33V59H30V61ZM36 60V59H35ZM42 60H43V58H42ZM112 60V59H111ZM136 60V59H135ZM162 60H163V58H162ZM197 60V59H196ZM204 60V59H203ZM207 60V59H206ZM100 61V60H99ZM103 61V60H102ZM171 61V60H170ZM169 61V62H170ZM181 61V60H180ZM205 61V60H204ZM220 61V60H219ZM221 61H223V59L221 58ZM225 61H227V60H225ZM231 61V60H230ZM145 62V61H144ZM143 62V63H144ZM165 62V61H164ZM177 62V61H176ZM195 62V61H194ZM193 61H189V63L185 66V63H183L182 65H184V67H183V69L181 70L180 68H182V66L178 69L177 68V70H179V72H178V75L177 76H175V77H177L176 78V80H177V84H179V86H182V88H185V90L187 91V93L189 92L190 94H191V96L190 95H188V96H190V99H191V97H193L190 101L192 102V100H194V102H195V104H194V102H193V105H191V107L189 106V108H193L194 107V112L196 111L195 109L197 108V114H199V112H200V110H202V113L203 114H207L208 115V112H210V109H213L212 107H210V103H209V106H207V102H206V98H208V97H211L212 98V96H213V98H215L214 100H216L217 101V103L214 101V105H212L211 104V106H214V108H216V107H218V112H220V110L222 111V108H221V104L223 103L224 104V101H227L226 103H225V105H228V104H232V102L236 99V96H238V93H237V95L235 96V94L234 93H229V92H227L229 89H227L228 88V86L231 88L232 86H231V84H232V81L236 78H234V77H231V76H229V74H228V66H226L225 68L224 67H222V68H220V66L217 68V71L216 72H210L211 74H209L208 76H206V73H205V77H202L201 75L202 74H200V73H203V70H204V66H203V64L202 63H200V64H202V65H200V64H195ZM206 62V61H205ZM217 62V61H216ZM32 62H30V64H31ZM41 63V62H40ZM100 63H101V61H100ZM99 63V64H100ZM110 63H112V62H110ZM127 63V62H126ZM167 63H168V61H167ZM218 63V62H217ZM226 63H228V62H226ZM32 64H34V63H32ZM220 65H224L222 62H220L219 63ZM219 64H217V65H219ZM41 65V64H40ZM106 65V64H105ZM140 65V64H139ZM146 65V64H145ZM164 65V64H163ZM181 65V64H180ZM209 65V64H208ZM5 66V65H4ZM7 66V65H6ZM12 66V65H11ZM37 66V65H36ZM44 66V65H43ZM47 66V65H46ZM165 66V65H164ZM167 66V65H166ZM98 67V66H97ZM177 67V66H176ZM21 68V67H20ZM40 68V67H39ZM43 68V67H42ZM48 68V67H47ZM172 68V67H171ZM5 69V68H4ZM23 69V68H22ZM21 69V70H22ZM169 69V68H168ZM209 69V68H208ZM37 70V69H36ZM76 70V69H75ZM101 70V69H100ZM106 70V69H105ZM149 70V71H150ZM177 70H176V72H177ZM211 70V69H210ZM214 70H215V68H214ZM229 70H231V67H230V69ZM29 71H30V69H29ZM42 71V70H41ZM44 71V70H43ZM77 71V70H76ZM118 71V70H117ZM138 71V70H137ZM144 71V70H143ZM164 71V70H163ZM205 71V70H204ZM33 72V71H32ZM31 72V73H32ZM64 72V71H63ZM66 72V71H65ZM207 72V71H206ZM239 72V71H238ZM11 73V72H10ZM40 73V72H39ZM48 73V72H47ZM100 73V72H99ZM120 73V72H119ZM124 73V72H123ZM141 73V72H140ZM167 73V72H166ZM103 74V73H102ZM172 74H173V72H172ZM175 74V73H174ZM204 74V73H203ZM239 74V73H238ZM264 74V73H263ZM4 75V74H3ZM6 75V74H5ZM20 75V74H19ZM29 75V74H28ZM39 75V74H38ZM44 75V74H43ZM113 75V74H112ZM23 76V75H22ZM31 76V75H30ZM40 76V75H39ZM38 76V77H39ZM50 76V75H49ZM99 76V75H98ZM100 76H101V74H100ZM110 76V75H109ZM170 76V75H169ZM173 76V75H172ZM172 76H170V77H172ZM173 76V77H174ZM237 76V75H236ZM240 76V75H239ZM16 77V76H15ZM37 77V78H38ZM43 77H45V76H43ZM57 77V76H56ZM60 77V76H59ZM97 77V76H96ZM168 77V76H167ZM229 77H231V78H229ZM244 77V76H243ZM242 77V78H243ZM263 77V76H262ZM25 78V77H24ZM28 78V77H27ZM36 78V77H35ZM34 78V79H35ZM52 78V77H51ZM129 78V77H128ZM166 78V77H165ZM32 79V78H31ZM169 79V78H168ZM246 79V80H245ZM117 80V79H116ZM165 80H167V78L165 79ZM174 80V79H173ZM236 80V79H235ZM34 81V80H33ZM139 81V80H138ZM238 81V80H237ZM243 82H242V85L243 86H246V88H242V89H247V83H246V81H247V77L246 78H244V80H242ZM263 82H264V78H263V80H262ZM60 82V81H59ZM107 82V81H106ZM162 82H164V80L162 81ZM161 82V83H162ZM174 82L176 83V81L174 80ZM27 84H28V82H26ZM40 83V82H39ZM101 83V82H100ZM113 83V82H112ZM119 83V82H118ZM160 83V82H159ZM159 83H157V85H156V87L159 85ZM4 84V83H3ZM34 84V83H33ZM86 84V83H85ZM107 84H108V82H107ZM260 84V83H259ZM258 84V85H259ZM262 84V83H261ZM18 85V84H17ZM45 85V84H44ZM51 85V84H50ZM55 85V84H54ZM63 85H65V84H63ZM121 85V84H120ZM147 85H145L144 87H146ZM162 85H165V84H162ZM19 86V85H18ZM61 86V85H60ZM97 86H99V85H97ZM96 86V87H97ZM112 86V85H111ZM152 86V85H151ZM160 86V85H159ZM187 86H190V89L189 88H187ZM241 86V85H240ZM27 87H28V85H27ZM39 87H40V85H39ZM115 87V86H114ZM148 87V86H147ZM166 87H168V86H166ZM61 88V87H60ZM100 88V87H99ZM116 88V87H115ZM155 88V87H154ZM252 88V87H251ZM250 88V89H251ZM32 89V88H31ZM40 89V88H39ZM47 89V88H46ZM103 89V88H102ZM137 89V88H136ZM151 89H153V88H151ZM257 89V88H256ZM255 89V90H256ZM3 89H1V91H2ZM99 90V89H98ZM101 90V89H100ZM142 90H144V89H142ZM146 90V89H145ZM144 90V91H145ZM169 90V89H168ZM171 90V89H170ZM180 90V89H179ZM232 90V89H231ZM151 91V90H150ZM154 91V90H153ZM248 91V90H247ZM6 92V91H5ZM64 92V91H63ZM128 92V91H127ZM132 92V91H131ZM134 92V91H133ZM185 92V91H184ZM231 92V91H230ZM241 92V91H240ZM250 92V91H249ZM31 93V92H30ZM139 93V92H138ZM136 94L137 95V97L139 98V94ZM142 92H140V94H141ZM167 93V92H166ZM172 93V92H171ZM170 93V94H171ZM187 93H186V97H188L187 96ZM236 93V92H235ZM242 93V92H241ZM240 93V94H241ZM2 94V93H1ZM101 94H104L103 92L101 93ZM113 94V93H112ZM147 94V93H146ZM201 94H204V95H206V94H209V95H211V96H208V95H206L205 97H203L202 96V98H203V100H202V98H201ZM245 94H246V92H245ZM248 94V93H247ZM4 95V94H3ZM94 95V94H93ZM96 95V94H95ZM100 95V94H99ZM135 95V96H136ZM184 96H185V93L183 94ZM242 95H244V94H242ZM10 96V95H9ZM27 96V95H26ZM57 96H59V95H57ZM91 96V95H90ZM97 96V95H96ZM135 96H133V97H135ZM152 96V95H151ZM169 96V95H168ZM48 97V96H47ZM46 97V98H47ZM94 97V96H93ZM137 97H135V98H132L133 99V101H134V103L136 104V102H138L139 100H141V102L143 101V100H145V99H143V97L140 99H137ZM145 97V96H144ZM162 97V96H161ZM239 97V96H238ZM243 97V96H242ZM0 98L2 99V100H4V102H9V104L11 103L10 101H8V99L5 97V96H0ZM34 98V97H33ZM59 98V97H58ZM103 98V97H102ZM112 98V97H111ZM117 98V97H116ZM145 98H147V96L145 97ZM166 98V97H165ZM189 98V97H188ZM205 98V99H204ZM0 99V100H1ZM28 99V98H27ZM35 99V98H34ZM99 99V98H98ZM108 99V98H107ZM143 99V100H142ZM150 99H152V98H150ZM157 99H159V98H157ZM201 99V100H200ZM210 99V98H209ZM209 99H207V100H209ZM109 100H110V98H109ZM135 100H138V101H135ZM205 100V101H204ZM245 100V99H244ZM31 101V100H30ZM112 101V100H111ZM115 101V100H114ZM146 101V100H145ZM150 101V100H149ZM186 101V100H185ZM205 103H207V104H204V102ZM223 101V102H222ZM236 101V100H235ZM234 101V102H235ZM3 102V103H4ZM16 102V101H15ZM140 102V101H139ZM138 102V103H139ZM156 102V101H155ZM157 102H158V100H157ZM177 102V101H176ZM212 102V101H211ZM219 102V103H218ZM222 102V103H221ZM229 102V103H228ZM231 102V103H230ZM3 103H1V105L3 104ZM64 103V102H63ZM87 103V102H86ZM99 103V102H98ZM126 103V102H125ZM143 103V102H142ZM146 103V102H145ZM150 103H152V102H150ZM180 103V102H179ZM12 105H13V103H11ZM16 104V103H15ZM108 104V103H107ZM132 104V103H131ZM135 104H134V106H135ZM156 104V103H155ZM178 104V103H177ZM188 104H189V102H188ZM187 104V105H188ZM115 104H113V106H114ZM116 105H117V103H116ZM138 105V104H137ZM141 105V104H140ZM143 105H144V103H143ZM150 105V104H149ZM180 105H182V103L180 104ZM217 105V106H216ZM8 106V105H7ZM11 106V105H10ZM41 106H43V105H41ZM50 106V105H49ZM119 106H122V103H121V105L119 104ZM127 106V105H126ZM133 104L132 105H130V107L133 109ZM158 106V105H157ZM216 106V107H215ZM2 107H4V106H2ZM13 107V106H12ZM39 107V106H38ZM96 107V106H95ZM104 107V106H103ZM114 107H116V106H114ZM117 107H118V105H117ZM143 107V106H142ZM147 107V106H146ZM199 107H200V109H199ZM225 107H227V106H225ZM229 107H231V106H229ZM15 108V107H14ZM13 108V110H15ZM29 108V107H28ZM130 108V109H131ZM152 108V107H151ZM172 108V107H171ZM221 108V109H220ZM228 108V107H227ZM233 107H231L230 109H231V112H229L228 113V115L226 114L225 115V117L224 116H222V120H220V121H217V123H214L212 126H210L208 129H206V131H204L203 132V130H205V129H203V127L205 126L204 124H203V121H204V123L205 122H207V121H205L204 119L206 118V120H208L209 121V119L207 118V115H206V117L205 118H202L203 117V115H202V113L200 114V115H202V116H200L199 115V117L198 118H201L200 120L202 121V125H204L203 127H202V125L200 124V126L202 127V132H203V134H201L200 133V135L201 136H199L198 138H196L195 139V137H194V142H192V144H188V141H187V138H186V141H187V144L185 143H183L182 144V142H181V144H179L178 145V142H176V139H173L174 137H171V136H175L174 134H172V135H166V136H168L167 138H165L164 137V135L162 134V133H160V131H158V130H160V129H157V126H159V125H157V123H160L157 119H159V118H154V117H152V116H154V115H151V117L149 116V118H145L144 117V115H143V117H144V119H149L151 122H149L148 120V122H146V124H148L149 125V127H147L145 124V126L147 127V128H152L153 126L151 125V124H153V125H155L154 127H153V131L154 130H157V133H158V135H157V133H156V135H157V137L159 136L161 139H162V141H164V142H166L165 141V139H168L167 141H171V139L169 140V136L173 139V141H175L176 143H177V145L179 146V147H177V150L175 151L173 148V150L170 152V149H169V151H168V153L170 154V155H167V156H169L170 157V159L169 160H167V161H164V162H162L161 160H159V165L158 166H156L153 170V172H154V175H151L150 176V179L148 180H143V182L142 181H139V182H136V184L133 186V188H131L132 189V191L129 193V198L127 199V200H125V202L122 204V206L123 205H125V203H126V205H128V203L127 202H129L132 198H134L135 196H137V195H139V194H142V193H146V192H148V191H150L153 187H151L152 185L153 186H155L153 183L155 182V181H164V180H166L167 178H169L170 177V175L174 172V171H176L175 173L177 174H179V175H177V176H174V179L173 178H171V180L173 179V180H175L178 176H179V178H180V180L182 179V181H183V177L186 179V178H188V177H186V176H188V175H190V171L189 170H186V169H183L182 167V165H185L186 163V161H189L190 160V158L191 157H193L194 155H195V153L199 150H201V148L202 147H204V146H206L208 143H211V141H213L215 138H218L220 135H222L224 132H226V131H228L229 129H231L233 126H235L238 122H240V121H242V120H244V119H246V118H248L249 120H254L255 119V116H256V113H264V84L262 85V86H258V89L254 92V94L248 99H246L245 101H243V102H241L239 105H237L236 107H234L233 109H232ZM6 109H7V107H6ZM20 108H18V110H19ZM23 108H21V110H22ZM44 109V108H43ZM58 109V108H57ZM95 109V108H94ZM118 109H119V111H120V107H118L117 108V111H118ZM129 109V110H130ZM134 109H135V107H134ZM136 109L138 110V111H141L142 109H140L139 110V106H136ZM147 109V108H146ZM170 109V108H169ZM224 109V108H223ZM45 110V109H44ZM99 110H100V108H99ZM113 110H115L114 108H113ZM121 110H124V109H121ZM145 110V109H144ZM215 110V109H214ZM213 110V111H214ZM216 110V111H217ZM233 110V111H232ZM9 111H11V110H9ZM63 111V110H62ZM67 111V110H66ZM70 111V110H69ZM72 111V110H71ZM110 111V110H109ZM116 111V110H115ZM128 111V110H127ZM127 111L125 110V111H123V113H122V116H120L121 118H120V120H118V117H116V115H118L119 114V112H116V114H115V117H116V119H117V121H119V122H123V123H119L118 125H120L121 126V124H122V126H124V124H126V123H128V122H130L131 120H130V118H128L130 115V113H131V111H133V110H131L130 112H129V116L128 115H126L127 114ZM135 111V110H134ZM157 111V110H156ZM172 111V110H171ZM170 111V112H171ZM175 111H176V109H175ZM177 111H180V110H178L177 109ZM189 111H190V109H189ZM111 112H113V111H111ZM126 112V113H125ZM144 112V111H143ZM167 112V111H166ZM181 112V111H180ZM191 112V111H190ZM194 112H192V113H194ZM212 112V111H211ZM2 113V112H1ZM5 113V112H4ZM13 113V112H12ZM16 113V112H15ZM19 113V112H18ZM47 113V112H46ZM46 113H44V114H46ZM71 113V112H70ZM103 113H105L104 114V116L102 115L101 116V119L100 120H102V123L104 122V123H106L107 121L108 122H110L111 120H107V119H109V118H111V116L110 117H108L109 115L106 113V111L105 112H103ZM114 113V112H113ZM134 113V112H133ZM136 113V112H135ZM140 113V112H139ZM159 113V112H158ZM163 113V112H162ZM173 113V112H172ZM172 113H171V115H172ZM182 113V112H181ZM181 113H179V114H181ZM109 114H110V112H109ZM112 114V113H111ZM164 114V113H163ZM166 114V113H165ZM195 115H196V113H194ZM212 114V113H211ZM26 115H28V114H26ZM25 115V116H26ZM119 115H121V114H119ZM167 115H168V113H167ZM13 116V115H12ZM135 116V115H134ZM184 116V115H183ZM198 116V115H197ZM4 117V116H3ZM19 117H21L20 115H19ZM18 117V118H19ZM148 117V116H147ZM169 117V116H168ZM167 117V118H168ZM180 117V116H179ZM188 117V116H187ZM192 117V116H191ZM14 118V117H13ZM17 118V117H16ZM18 118H17V120H18ZM36 118V117H35ZM114 118V115H113V117H112V119ZM156 120V121H153L154 119ZM184 118V117H183ZM10 119V118H9ZM70 119V118H69ZM75 119V118H74ZM151 119H153V120H151ZM164 119H165V117H164ZM172 119V118H171ZM175 119V118H174ZM203 119V120H202ZM212 119V118H211ZM4 120V119H3ZM77 120V119H76ZM75 120V121H76ZM183 120V119H182ZM193 120H196L195 118H193ZM16 121V120H15ZM24 121V120H23ZM26 121V120H25ZM113 121H115V120H113ZM112 121V123H114ZM116 121V122H117ZM152 121H153V123H152ZM158 121V122H157ZM172 121V120H171ZM186 121V120H185ZM1 122V121H0ZM22 122V121H21ZM77 122V121H76ZM166 122V121H165ZM168 122V121H167ZM170 122V121H169ZM190 122V121H189ZM188 122V123H189ZM199 122V121H198ZM210 122V121H209ZM213 122V121H212ZM11 123H13V122H11ZM15 123V122H14ZM28 123V122H27ZM29 123H31V122H29ZM33 123V122H32ZM111 123V124H112ZM118 123V122H117ZM139 123V122H138ZM156 123V124H155ZM171 123H173V122H171ZM170 123V124H171ZM177 123V122H176ZM186 123H187V121H186ZM200 123V122H199ZM86 124V123H85ZM110 124V123H109ZM109 124L107 125V126H109ZM110 124V125H111ZM129 124H132V123H129ZM163 124V123H162ZM196 124V123H195ZM198 124V123H197ZM34 125V124H33ZM33 125H32V127H33ZM41 125V124H40ZM72 125V124H71ZM117 125V126H118ZM169 125V124H168ZM189 125V124H188ZM199 125V124H198ZM6 126V125H5ZM81 125H79V127H80ZM115 126V125H114ZM114 126H109L108 128L106 127L105 128V130L107 131V134H108V138H110L111 140H112V138H114L113 137V135H115L114 134V132H115V130H114V128L116 129V127H114ZM119 126V127H120ZM127 126V125H126ZM133 126V125H132ZM152 126V127H151ZM165 126V125H164ZM167 126V125H166ZM165 126V127H166ZM171 126V125H170ZM175 126V125H174ZM192 126V125H191ZM208 126H209V124H208ZM40 127V126H39ZM113 127V129H112V131L110 130L111 128ZM125 127V126H124ZM123 127V128H124ZM128 127V126H127ZM145 127V128H146ZM159 127H161V126H159ZM158 127V128H159ZM206 127V126H205ZM7 128V127H6ZM5 128V129H6ZM82 128V127H81ZM86 128V127H85ZM126 128V127H125ZM124 128V129H125ZM146 128V129H147ZM154 128H156V129H154ZM168 128V127H167ZM207 128V127H206ZM252 128V129H251ZM250 129L252 130L251 132L252 133H250L249 131V133H250V135L249 136H251V137H249V139L251 138V140H249L250 141V143L252 142V144H253V147L251 148V149H249L250 147H246V149L245 150H242V151H240V150H238L237 148H236V146L235 145H233V146H231L232 144L231 143H225V141H224V144H227V150H225L223 147H225L224 146V144L222 143V148L225 150V152L226 153H228L229 154V156L232 158V160H230V164L229 165H231V167H234V166H236V165H238L239 163H240V161H242V160H244L252 151H254L255 149H259L260 151H262L263 153H264V145H262V142L264 141V123H260V122H258L257 120L254 122V124H252V127H251ZM3 129V128H2ZM18 129V128H17ZM83 129V128H82ZM149 129V130H150ZM161 129H162V127H161ZM27 130V129H26ZM79 130H81V129H79ZM114 130V131H113ZM118 130H119V128H118ZM117 130V131H118ZM122 131V130H121ZM137 131V130H136ZM140 131V130H139ZM147 132H148V130H146ZM153 131H151L153 134H154V132ZM162 131V130H161ZM166 131V130H165ZM164 131V132H165ZM4 132V131H3ZM58 132V131H57ZM135 132V131H134ZM141 132V131H140ZM146 132V133H147ZM16 133V132H15ZM14 133V134H15ZM36 133V132H35ZM46 133V132H45ZM136 133V132H135ZM139 133V132H138ZM142 133V132H141ZM144 133V132H143ZM142 133V134H143ZM149 133H150V131H149ZM148 133V134H149ZM151 133V134H152ZM159 133H160V135L162 134V136L164 137H162V136H160L159 135ZM43 134V133H42ZM81 134H82V131H81ZM85 134V133H84ZM83 134V135H84ZM129 134V133H128ZM132 134H134V133H132ZM151 134H149V135H147V136H150ZM152 134V136H151V140H153L152 139V137H155L154 135ZM168 134H170L169 132H168ZM247 134V133H246ZM246 134H245V136H246ZM252 134V135H251ZM29 135V134H28ZM45 135V134H44ZM52 135V134H51ZM86 135H88V134H86ZM91 135V133H89V135H88V137ZM98 135V134H97ZM117 135V134H116ZM124 135V134H123ZM122 135V136H123ZM137 135V134H136ZM136 135H134V137L136 136ZM145 135V136H146ZM254 135V136H253ZM65 136V135H64ZM82 136V135H81ZM118 136V135H117ZM125 136V135H124ZM133 135H129V136H127V137H132ZM177 136V135H176ZM180 136V135H179ZM252 136H253V138H252ZM2 137V136H1ZM6 137V136H5ZM79 137V136H78ZM87 136H86V138H88ZM95 137V136H94ZM93 137V138H94ZM119 137V136H118ZM133 137V138H134ZM136 137H138V135L136 136ZM178 137V136H177ZM176 137V138H177ZM248 137H246V139L248 138ZM26 138V137H25ZM59 138V137H58ZM93 138H90V140L91 139H93ZM117 138V137H116ZM125 138H126V136H125ZM143 138V137H142ZM147 138V137H146ZM145 138V139H146ZM156 138V137H155ZM180 138H185V137H181L180 136ZM3 139V138H2ZM52 139V138H51ZM64 139V138H63ZM75 139V138H74ZM95 139V138H94ZM118 139V138H117ZM136 139V138H135ZM138 139V138H137ZM140 139V138H139ZM139 139L137 140V141H139ZM190 139V138H189ZM224 139V138H223ZM8 140V139H7ZM65 140V139H64ZM76 140V139H75ZM80 140V139H79ZM121 141L122 140H124V138H122V139H120ZM126 140L127 141H132L131 140V138H129V140H128V138L127 139H125V142H126ZM134 140V139H133ZM143 140V139H142ZM148 140V139H147ZM146 140V141H147ZM156 140H160L159 138H156ZM155 140V141H156ZM216 140V139H215ZM225 140V139H224ZM20 141H21V139H20ZM42 141V140H41ZM47 141H49V140H47ZM73 141V140H72ZM81 141V140H80ZM79 141V142H80ZM88 141V140H87ZM113 141V140H112ZM116 141V140H115ZM120 141V142H121ZM149 141H150V139H149ZM177 141H179L180 142V140H178L177 139ZM217 141V140H216ZM223 141V140H222ZM248 143H249V141L248 140H246ZM9 142V141H8ZM14 142V141H13ZM58 142V141H57ZM64 142V141H63ZM89 142H91V141H89ZM114 142V141H113ZM119 141L118 142H116V143H120ZM123 142V141H122ZM136 142V141H135ZM140 142V141H139ZM151 142V141H150ZM172 142V141H171ZM170 142V143H171ZM215 142V141H214ZM214 142H213V144H214ZM218 142V141H217ZM3 143V142H2ZM77 145L78 144H80V143H77V141L75 142ZM75 143L73 142V146H77V145H75ZM124 143V142H123ZM131 143V142H130ZM133 143H134V141H133ZM132 143V144H133ZM137 143V142H136ZM141 143V142H140ZM144 143V142H143ZM166 143H168V142H166ZM190 143V142H189ZM216 143V142H215ZM221 143V142H220ZM52 144V143H51ZM55 144V143H54ZM86 144V143H85ZM102 144V143H101ZM137 144H139V143H137ZM146 143H144L143 145H145ZM212 144V145H213ZM228 144H231V145H228ZM58 145H60V144H58ZM129 145V144H128ZM181 145V146H180ZM217 144H215V146H216ZM218 145H219V143H218ZM3 146V145H2ZM79 146V145H78ZM131 146V145H130ZM139 146V145H138ZM175 146V145H174ZM182 146H184V147H182ZM10 147V146H9ZM57 147V146H56ZM70 147V146H69ZM81 147V146H80ZM181 147V148H180ZM213 147H214V145H213ZM217 147V146H216ZM221 147V146H220ZM64 148H66V147H64ZM75 148V147H74ZM96 148V147H95ZM120 147H118L117 148V150H118V152L117 153H120V157L123 159H125V162H126V158H127V161L128 160H130V156H129V159H128V150L126 149V154L124 155V152L121 150V148L119 149ZM129 148V147H128ZM175 148V147H174ZM219 148V147H218ZM226 148V147H225ZM9 149V148H8ZM7 149V150H8ZM11 149V148H10ZM70 149H72V148H70ZM79 149V148H78ZM97 149H98V147H97ZM132 149H133V147H132ZM132 149H130V150H132ZM214 149V148H213ZM217 149V148H216ZM31 150V149H30ZM69 152H70V150L69 149H67ZM77 150V149H76ZM75 150V151H76ZM119 150H120V152H119ZM137 150V149H136ZM40 151V150H39ZM66 151V150H65ZM125 151V150H124ZM143 151V150H142ZM136 152V151H135ZM2 153V152H1ZM13 153V152H12ZM27 153V152H26ZM77 153V152H76ZM75 153V154H76ZM97 153V152H96ZM102 153H103V151H102ZM105 153H107V152H105ZM104 153V154H105ZM139 153H140V151H139ZM62 154V153H61ZM204 154H206V153H204ZM50 155V154H49ZM73 155V154H72ZM79 155V154H78ZM103 155V154H102ZM143 155H144V152H143ZM15 156V155H14ZM66 156V155H65ZM99 156V155H98ZM101 156V155H100ZM126 156V157H125ZM147 156V155H146ZM203 156V155H202ZM40 157V156H39ZM80 157V156H79ZM132 157V156H131ZM168 157V158H169ZM44 158V157H43ZM96 158H98L97 156H96ZM5 159V158H4ZM189 159V160H188ZM192 159V158H191ZM28 160V159H27ZM34 160V159H33ZM54 160V159H53ZM52 160V161H53ZM94 160H95V158H94ZM42 161V160H41ZM162 163H161V162ZM44 163V162H43ZM53 163V162H52ZM127 163V162H126ZM130 163V162H129ZM185 163V164H184ZM37 164V163H36ZM187 166H189V164L187 165ZM48 167H49V164H48ZM179 167H181L180 169L181 170H183V171H179L178 172V168ZM240 168H244L245 169V165H240L239 166ZM185 168H186V166H185ZM189 168H190V166H189ZM188 168V169H189ZM193 168V167H192ZM191 168V169H192ZM229 168V167H228ZM178 169V170H177ZM230 169V168H229ZM11 170V169H10ZM61 170V169H60ZM52 171V170H51ZM55 171V170H54ZM196 171V170H195ZM226 171V170H225ZM56 172H57V170H56ZM60 172V171H59ZM43 173V172H42ZM53 173V172H52ZM194 173V172H193ZM223 173L224 172H222V174L221 175H223ZM254 173V172H253ZM174 174V173H173ZM227 174V173H226ZM14 175V174H13ZM50 175V174H49ZM192 175V174H191ZM196 175H198V174H196ZM255 175V174H254ZM46 176V175H45ZM48 176V175H47ZM195 176V175H194ZM224 177H225V173H224V175H223ZM16 177H17V174H16ZM197 177H199V176H197ZM222 177V176H221ZM247 177V176H246ZM260 177V176H259ZM192 178V177H191ZM196 178V177H195ZM244 178H245V176H244ZM248 178V177H247ZM16 179V178H15ZM61 179V178H60ZM178 179V178H177ZM176 179V180H177ZM193 179H194V177H193ZM225 179V178H224ZM19 180V179H18ZM44 179L42 178V181H43ZM65 180V179H64ZM63 180V181H64ZM179 180V179H178ZM179 180V181H180ZM218 180H220V183H222L223 181H221L222 179H218ZM262 180V179H261ZM59 181V180H58ZM62 181V180H61ZM60 182V183H62V185L61 186H63V188L64 187H66V182ZM67 181V180H66ZM181 181V182H182ZM187 181H189V180H187ZM186 181V182H187ZM207 181V180H206ZM214 181H215V178H213L212 180H209L208 182H206V184H204L203 182V185H204V187H203V185L202 184H200V186L202 187H200L199 186V184L197 185L198 187H200V189L201 190H197V191H199V192H197V191H194V192H197V194L195 193V195H194V192L192 193L191 191H189L188 189H187V187H186V189L189 191V192H191L192 194H193V197H192V195L190 196V195H188L187 193H184L183 191H182V193H184V194H186V195H188V196H190L189 198H185V196H182V197H184V198H181V193H179V194H177V193H175V191H172L171 192V194L172 195H170V196H173V192H174V196L173 197H170V198H173V199H175V201L177 202V203H179V205H180V207H179V209H181L182 207H185V209L187 210L186 212V215H187V217H192V218H194V219H196L198 222H200L201 224H204V226H206L205 228H206V230L209 232V234H213V235H215V237H217L216 238V240L218 239V240H220V241H222V238H220L219 237V235H221L223 232H225V234L227 235L229 232L232 234L233 233V235L234 234H237L238 235V237H239V239L240 240H246V238L247 239H249V237H250V235L248 234V229L246 230L245 228H244V226L241 224V223H239V222H237L236 220H235V217L233 216V214H232V211L230 210V205H228V203L230 202L229 200V202L227 203V202H225L226 200H224V198H223V200L221 199H218L220 196H218V198H217V194H215V193H217V192H215V191H217L218 189H216V188H214L213 190H212V188L211 187H213V186H211V185H213V184H215L214 183ZM225 181H228V179H225ZM256 181V180H255ZM258 181V180H257ZM10 182V181H9ZM68 182H69V180H68ZM68 182H67V184H68ZM194 182H196V180L194 181ZM193 181H192V183L193 184H195ZM156 183H158V182H156ZM189 183V182H188ZM198 183H199V181H198ZM201 183V182H200ZM213 183V184H212ZM217 183V182H216ZM63 184H65V185H63ZM91 184V183H90ZM184 184H185V180H184ZM196 184H197V182H196ZM223 184V183H222ZM226 184V183H225ZM251 184V183H250ZM216 185V184H215ZM255 184H253V186H254ZM168 186H171V185H168ZM188 186H192L193 187V185H188ZM196 186V185H195ZM231 187H232V185H230ZM2 187H3V185H2ZM43 187V186H42ZM185 187V186H184ZM192 187H188L189 189H192ZM197 187V188H198ZM221 187H224V186H221ZM227 187H228V184H227ZM0 188H1V186H0ZM4 188V187H3ZM69 188H71L69 185H67V189L69 190ZM94 188V187H93ZM96 188V187H95ZM177 188V187H176ZM229 188V187H228ZM227 188V189H228ZM233 188V187H232ZM2 189V188H1ZM60 189V188H59ZM65 189V188H64ZM76 189H78V187L76 188ZM80 189V188H79ZM134 189V190H133ZM166 189L167 188H165L164 190L166 191ZM169 189V188H168ZM171 189V188H170ZM172 189H174L173 188V186H172ZM184 189V188H183ZM216 189V190H215ZM223 189V188H222ZM29 190V189H28ZM67 190V191H68ZM70 190H72V191H70L71 193H72V196L74 197L75 196V194L74 193H76V192H74L73 193V189H70ZM81 190V189H80ZM176 191H177V189H175ZM193 190H195L194 188H193ZM192 190V191H193ZM215 190V191H214ZM224 190L226 191V189H225V187H224ZM232 190V189H231ZM62 191V190H61ZM64 191H66V190H64ZM179 191V190H178ZM58 192H59V190H58ZM57 192V194H60V193H58ZM69 192V193H70ZM78 192V191H77ZM95 192V191H94ZM168 192H169V190H168ZM167 192V193H168ZM205 192V193H204ZM51 193V192H50ZM68 193V192H67ZM70 193V194H71ZM79 193H80V191H79ZM96 193H98V192H96ZM128 193H126V194H128ZM166 193V194H167ZM170 193V192H169ZM202 193V194H201ZM33 194H34V192H33ZM32 193H31V195H33ZM53 194V193H52ZM54 194H56V193H54ZM63 194H64V192H63ZM70 194H68V196H70V199L69 200H71V199H73V200H77V202L76 201H73L72 200V203H71V201H69V200H67L66 198H69L68 196H66V194L65 195H62V194H60V196H61V198H60V196H58L57 195V197L54 199V200H52L51 201V199L49 200V203L50 204H47L48 202V200L46 199V204L45 203H43V204H45V205H47L46 207L45 206H43V204L41 205V206H43V207H41V208H39V210L38 211H41V209L43 210V211H41L42 212V216H41V213H39L38 211V213L40 214H37V215H39V216H41L43 219V221L44 220H47L48 222H50V224H45L44 225V223L42 224V226H40V227H43V225H44V227L43 228H45L46 229V225H53V224H51V223H53V221H56V220H58L59 218V221H56L54 224L55 225H53L52 227H56L57 228V222H60V220H62V221H64L65 219H66V217H67V212H69L68 213V215L69 216H73V215H79L80 213L82 214V212H80V211H82L81 209H82V206L80 205L81 203H83V201L84 200H82V198H84V196L82 197L81 196V194H80V196H79V198H81L80 200H78L77 198H78V196H76L77 198L75 199V198H72L71 197V195ZM74 194V195H73ZM125 194V195H126ZM200 194L201 195H203V194H207L206 195V197H203L204 198V200H205V198L206 199H209V201H207V203H206V200L204 201L203 200V198H202V196H200ZM229 194V193H228ZM236 194V193H235ZM98 195V194H97ZM205 195H203V196H205ZM36 196V195H35ZM51 196V195H50ZM99 196H100V193H99ZM102 196V195H101ZM142 196V195H141ZM141 196H140V198H141ZM228 196V195H227ZM52 197H53V195H52ZM175 197V198H174ZM223 196H221L220 198H222ZM30 198V197H29ZM35 198V197H34ZM148 199L150 198V197H147ZM151 198H155V199H157L158 201H159V198L158 197H153V196H151ZM202 198V199H201ZM229 198V197H228ZM119 199H123V197L122 198H119ZM126 199V198H125ZM135 199H136V197H135ZM138 199H139V197H138ZM178 199H180L179 201H181V199L184 201H182V202H179V201H177ZM31 200H32V198H31ZM36 200V199H35ZM34 200V201H35ZM45 200V199H44ZM43 200V201H44ZM103 200V199H102ZM137 200V199H136ZM135 200V201H136ZM145 200H147V199H145ZM34 201H32L33 202V204H34ZM36 201H38V200H36ZM42 201V202H43ZM80 201H82V202H80ZM155 200L153 199V201H152V199H150V201L148 200L147 202H149L150 203V205L152 204V202H154ZM158 201H156L157 203H159ZM31 202V203H32ZM73 202L74 203H76V205L75 204H73ZM145 202V201H144ZM174 202V201H173ZM172 202V203H173ZM85 203V202H84ZM83 203V204H84ZM121 203H122V201H121ZM130 203H132V201L130 202ZM133 203H134V199H133ZM148 203V204H149ZM157 203H156V205L155 206H157ZM175 203V202H174ZM181 203V204H180ZM12 204V203H11ZM37 204V203H36ZM36 204H35V206H36ZM82 204V205H83ZM116 204V203H115ZM147 204V203H146ZM154 204H155V202H154ZM153 204V205H154ZM160 205V204H159ZM158 205V206H159ZM166 205H168V204H166ZM178 205V204H177ZM182 205V206H181ZM9 206V205H8ZM32 206H34V205H32ZM38 206V205H37ZM121 206V207H122ZM153 207L154 209H156V207ZM161 206H162V203H161ZM169 206V205H168ZM83 207H85L84 205H83ZM112 207V206H111ZM126 207V206H125ZM151 207H152V205H151ZM162 207H163V209H162ZM162 207H157L159 210H157L156 211V213L158 212V214L157 215H159L160 213H163L164 214V217H166V219L167 220H169V222H171L173 225H174V228H175V230H174V228H173V230H172V232H179V234L178 235H182V237L184 236V239H186L185 241H186V243L188 242L190 245H192L193 246V248H190V250L192 251L193 249V252H198V253H202V251L204 250V248H203V246L202 245H200L199 243H200V241H198V239L196 238V236H194L195 234H194V232L191 230V229H189V225L188 226H185V225H187V222H185L184 223V220L179 216L180 214L177 212V211H175L174 213L172 212H170L169 210H168V208H167V212H166V210H164L165 208H164V205L162 206ZM167 207V206H166ZM188 209H187V208ZM20 208V207H19ZM18 208V209H19ZM63 208H64V210L66 211L65 212V216L64 215H62V213L60 214V210L59 209H62L63 210ZM109 208H110V206H109ZM109 208H106V210L107 209H109ZM117 208H120V206L119 207H117ZM117 208H115L114 209V211H116V209ZM127 208V207H126ZM172 208V207H171ZM215 208H219V210L218 209H216V210H218V211H220V213L217 211H215L216 213H217V215H214V211L213 210H215ZM35 209V208H34ZM98 209V208H97ZM102 209H103V207H102ZM125 209V208H124ZM184 209V210H185ZM37 210V209H36ZM55 210H57L58 211V215H56L55 214ZM64 210H63V212H64ZM101 210V209H100ZM99 210V211H100ZM120 210H122L121 208H120ZM175 210V209H174ZM21 210H19V212H20ZM56 211V212H57ZM80 213H79V212ZM102 211V210H101ZM108 211V210H107ZM124 211V210H123ZM130 211V210H129ZM179 211V210H178ZM182 211V210H181ZM211 211V212H210ZM18 212V213H19ZM22 212V211H21ZM24 212V211H23ZM34 212V214L32 213V212H30V214L28 213V210H27V214H25V215H27L26 217H23V219L26 221V222H28L29 224H30V226L31 225H34V224H31V223H35V222H37L36 221V219L37 218H39L40 219V217H38L37 215H36V212L35 211H33ZM53 212H54V215H56V216H58V219H57V217H54V216H52L51 217V215H53ZM103 212V211H102ZM160 212V213H159ZM171 213V214H169V213ZM212 212H214V213H212ZM46 213V214H45ZM98 212H96V214H97ZM104 213H105V211H104ZM102 213L101 215H99L98 217H97V222L94 224V228L95 227H97L96 225H98V224H102V223H104L103 221H105L106 219L105 218H107V217H110L114 212H109V213ZM116 213V212H115ZM118 213V212H117ZM120 213H121V211H120ZM131 213L134 215V217H133V219L134 218H138L137 219V221L139 220V222H137V223H140V217L142 218V216H140L139 215V217H138V213H137V217H135L136 215L131 211ZM155 213V212H154ZM181 213V212H180ZM185 213V212H184ZM215 213V214H216ZM22 214V213H21ZM43 214H45V215H43ZM49 214V215H48ZM95 214V213H94ZM95 214V215H96ZM100 214V213H99ZM111 214V215H110ZM163 214L162 215H159V216H163ZM182 214H183V212H182ZM181 214V215H182ZM212 214L214 215V216H212ZM218 214H220L219 216V218H220V220H222V223L221 224H223V226H222V233L221 234H218L219 232H214V228L212 227L213 226V221H215V219H216V216H218ZM98 215V214H97ZM110 215V216H109ZM144 215V214H143ZM47 216H50L49 218L47 217ZM80 216V215H79ZM82 216H84V215H82ZM113 216V215H112ZM132 216V215H131ZM181 218V220H180V218ZM56 218L55 220H53L54 218ZM95 217L96 216H94L93 218L95 219ZM185 217V216H184ZM81 218V217H80ZM160 218V217H159ZM163 218V217H162ZM219 218H217L218 220H219ZM50 219H52V220H50ZM89 219H91L90 217H89ZM109 219V218H108ZM136 219H134L135 221H136ZM144 219V216H143V218H142V220ZM10 220V219H9ZM23 220V221H24ZM41 220V221H42ZM96 220V219H95ZM141 220V221H142ZM166 220V221H167ZM47 221H44V222H47ZM52 221V222H51ZM86 221V220H85ZM84 221V222H85ZM87 221L89 222L90 220H88L87 219ZM94 220H92V221H90V222H93ZM108 221V220H107ZM144 221V220H143ZM141 222L142 224L143 223H146L145 221L144 222ZM164 221V220H163ZM212 221V222H211ZM31 222V223H30ZM40 222V221H39ZM39 222H37V223H39ZM88 222H86V225L88 224ZM162 222V221H161ZM211 222V223H210ZM24 222H22V224H23ZM25 224V226H26V228H28L29 226V224ZM42 223V222H41ZM40 223V224H41ZM193 223V222H192ZM214 223H216V222H214ZM218 223V222H217ZM91 224V223H90ZM89 224V225H90ZM118 224V223H117ZM170 224V223H169ZM171 224V225H172ZM19 225V224H18ZM83 226H84V224H82ZM139 225V224H138ZM147 225H149V223H147ZM151 225H153V224H150L149 226H146L147 228L149 227V228H151ZM218 225V224H217ZM39 226V225H38ZM99 226V225H98ZM103 226V225H102ZM141 225H139V227H140ZM194 226V225H193ZM18 227V226H17ZM22 227V226H21ZM33 227V226H32ZM32 227H29V228H31L32 229ZM35 227L37 228V226L35 225ZM40 227H38V229L37 230H39L40 232L41 231H45V229L43 230V228H40ZM49 227H51V226H49ZM49 227H47V228H49ZM51 227V228H52ZM85 228H86V226H84ZM93 227H91L88 231L89 232H92L93 233V231H91V229H93ZM145 227V225L143 224V228ZM153 227V226H152ZM36 228H33V231L35 232V234H37V236L39 235V236H41L42 234L43 235H48V234H46V231L43 233V232H41V235H40V233H39V231L37 232V230H34V229H36ZM40 228V229H39ZM50 228V229H51ZM56 228H54V229H56ZM98 228H100V227H98ZM116 229V227H114V226H106V230L104 229V232H103V234L105 235L106 233H107V236H108V233L109 234H111V233H113V231H115V229ZM142 228V227H141ZM148 228V229H149ZM168 228V227H167ZM166 228V229H167ZM18 229H19V227H18ZM82 229H84V228H82ZM102 229V228H101ZM148 229L146 230H143L144 232L145 231H147L148 232ZM16 230V229H15ZM24 231H25V227H24V229H23ZM23 230H21V232L23 231ZM57 230H59V229H57ZM78 230H80V229H78ZM78 230H74L75 232H77ZM142 230V229H141ZM164 230V229H163ZM198 230V229H197ZM19 231V230H18ZM18 231H16V232H18ZM23 231V232H24ZM26 231H27V229H26ZM52 231V230H51ZM88 231H86V232H83V233H81V231H79V233H77L78 234V236L75 234V232L74 233H72L73 235L75 234L77 237L76 238H74V239H70V238H72V237H70L71 236V234L69 233L67 236H65L63 239H61V242L63 241H66V246L64 247V248H62L61 250H59V251H57L58 250V248H56L55 249V247L57 246V245H59V243H60V241H59V243H57V244H55L54 245V247H52V249L51 250H49V251H47V253L46 254H44V256H42L41 258L39 257L38 259H36L35 260V262H34V260H33V262H32V264H49V263H51L52 264V262H50L53 258H55L56 256H58V254L60 253V254H62V253H64L63 251H65L66 249L65 248H70V247H72V245L71 244H76V241H78L81 237H83V236H85L86 235V233L88 234ZM95 231V230H94ZM152 231H153V229H152ZM165 231V230H164ZM169 231H171V229L169 230ZM227 231H229L228 233H227ZM23 232L21 233V234H23ZM34 232H32V233H34ZM73 232V231H72ZM125 232V231H124ZM171 232V233H172ZM177 232V233H178ZM39 233V234H38ZM53 233V231L52 232H50L49 234H52ZM95 233V232H94ZM122 233H123V231H122ZM149 233H150V231H149ZM206 233V232H205ZM250 233V232H249ZM20 234V232L18 233V235ZM26 234V233H25ZM56 234V233H55ZM58 234V233H57ZM91 234V233H90ZM113 234H115V233H113ZM151 234V233H150ZM157 234V233H156ZM166 234H168V233H166ZM169 234H170V232H169ZM204 234V233H203ZM224 234V233H223ZM121 235V234H120ZM142 235H143V233H142ZM144 235H145V233H144ZM149 235V234H148ZM157 235H159V231H158V234ZM157 235H156V237H157ZM174 235V233H172L171 234V236H173ZM237 235H235V236H237ZM48 236H50V235H48ZM47 236V237H48ZM51 236H53V235H51ZM50 236V237H51ZM55 236V235H54ZM92 236V235H91ZM99 236V235H98ZM106 236V235H105ZM105 236H103V238H102V236H100L102 239H104V238H106ZM116 236V235H115ZM115 236H114V238H115ZM174 236H177V234L176 235H174ZM227 236H229V235H227ZM231 236V235H230ZM19 237H23V236H20L19 235ZM42 237V236H41ZM70 237V238H69ZM89 237V236H88ZM110 237H112L111 235H110ZM108 238V239H111L110 241H113V237L112 238ZM121 237V236H120ZM148 237V236H147ZM144 238L145 239V241L150 237H148V238ZM153 237V236H152ZM207 237V236H206ZM234 237V236H233ZM46 238V237H45ZM54 238V237H53ZM105 239V240H107V242L105 241L103 244L104 245H102V247L104 248V247H106V245H108L109 246V244L111 243L108 239ZM235 239H236V237H234ZM48 239V238H47ZM50 239V238H49ZM55 239L57 240V238L55 237ZM87 239V238H86ZM95 240H97L96 238H94ZM99 239V238H98ZM101 239V241H103ZM118 239V241H119V237L117 238ZM152 238H150V242L152 241L151 240ZM154 239V238H153ZM164 239H166V238H164ZM171 239H173V238H171ZM80 240H82V238L80 239ZM84 240H85V238H84ZM116 240V239H115ZM114 240V241H115ZM122 240V239H121ZM156 240V239H155ZM259 240V239H258ZM47 241H49V240H47ZM55 241V240H54ZM118 241H116V244L118 243ZM145 241H143V243L145 242ZM250 241H251V246H252V251H254V253L256 252V255H258L259 256V254H261L260 253V248H259V242L258 243H256V242H253V240L252 239H250ZM51 242V241H50ZM79 242V241H78ZM77 242V243H78ZM100 242V240L99 241H97V243H99ZM110 242V243H109ZM124 242V241H123ZM224 243V245L226 246V248H228V249H230L231 251H234L235 249H236V247H235V245L234 244H232V241H231V243H230V240L229 241H227L226 242V239L223 241ZM261 242V241H260ZM52 243L53 242H51V245H52ZM54 243H56V242H54ZM80 243V242H79ZM106 243V244H105ZM108 243V244H107ZM127 243V242H126ZM147 243H148V241H147ZM65 244V243H64ZM99 244H101V243H99ZM115 243H113V245H115L116 247H118L117 245H116ZM120 242H119V247H120ZM137 244V243H136ZM141 244V243H140ZM140 244H139V246H140ZM202 244V243H201ZM213 244V243H212ZM212 244H211V246H212ZM61 246H62V243L60 244ZM71 245V246H70ZM97 245V244H96ZM144 245H147L146 243L144 244ZM149 245V244H148ZM177 245V244H176ZM223 245V246H224ZM70 246V247H69ZM74 246V245H73ZM95 246V245H94ZM93 246V247H94ZM115 246H113V247H115ZM224 246V247H225ZM59 247V246H58ZM95 247H97V246H95ZM100 247H101V245H100ZM116 249V248H113L112 247V243H111V245L108 247L109 248V250L111 249ZM118 247V248H119ZM138 247V246H137ZM177 247V246H176ZM180 247V246H179ZM191 247V246H190ZM76 248H79V247H76ZM75 247H73V249H76ZM102 248V249H103ZM107 247H106V249H108ZM117 248V249H118ZM131 248V249H130ZM129 249L130 250H132L131 252L133 253V252H135V247H130ZM142 248V247H141ZM187 248V247H186ZM211 248V247H210ZM225 248V249H226ZM263 248V247H262ZM21 249V248H20ZM65 249V250H64ZM99 249V248H98ZM111 249V252H112V254L111 255H113V251H114V254L116 255V252H115V250H112ZM121 249V248H120ZM139 249V248H138ZM180 249V248H179ZM207 249V248H206ZM205 249V250H206ZM209 249V248H208ZM211 249H213V248H211ZM104 250V249H103ZM122 250V249H121ZM183 250V249H182ZM68 251H69V249H68ZM70 251L73 253L74 251H72L71 249H70ZM81 251V250H80ZM83 251V250H82ZM98 251V250H97ZM96 251V252H97ZM117 251V250H116ZM137 251V250H136ZM141 251V250H140ZM215 251V250H214ZM220 251V250H219ZM239 251V250H238ZM261 251H264V250H261ZM17 252V251H16ZM62 252V253H61ZM102 252H104V251H100L99 253V255H101L102 256ZM106 252H108L107 250H106ZM118 252V251H117ZM130 252V253H131ZM206 252V251H205ZM67 253V252H66ZM71 253V254H72ZM90 253V252H89ZM88 253V254H89ZM92 253H93V250H92ZM105 253V252H104ZM197 253V254H198ZM207 253V252H206ZM237 253H240V252H237ZM71 254H69V252H68V255H70V256H68L67 255V257H65L64 258V256L66 255V254H64V256H63V258L64 259H62V262H61V264H77V263H75L74 262V254H72V256H71ZM98 254V253H97ZM96 254V255H97ZM118 254H120V256H121V259L119 260L118 258H117V256H116V259H113V256H112V258L110 257L111 255H110V253H109V255L110 256H106L105 254V262H106V260H107V263H105V264H122L123 262H125L124 260H123V258H122V256L123 255H121V253L119 252ZM117 254V255H118ZM193 254V253H192ZM211 254V253H210ZM241 254L242 253H240V256H241ZM264 254V253H263ZM93 255V254H92ZM96 255H93V256H95L96 257ZM103 255V256H104ZM137 255V254H136ZM135 255V256H136ZM61 256V255H60ZM88 256V255H87ZM99 257L100 258V261L98 260V264H99V262L101 263V259L102 258H104V257ZM143 256V255H142ZM149 256V255H148ZM257 256V258H259ZM59 257V256H58ZM115 257V256H114ZM119 257V256H118ZM133 257V256H132ZM139 256H137V258H138ZM145 257V256H144ZM144 257H141V258H143L142 260V262H144L145 260V258ZM196 257V256H195ZM62 258V257H61ZM60 258V259H61ZM108 258V259H107ZM125 258H126V256H125ZM128 258V257H127ZM126 258V259H127ZM135 257H133V259H134ZM136 258V259H137ZM148 258V257H147ZM146 258V259H147ZM187 258V257H186ZM56 259V258H55ZM54 259V260H55ZM93 259H94V257H93ZM97 259H98V256H97ZM132 259V260H133ZM135 259V260H136ZM57 260H59V258H57L55 261H57ZM76 260V259H75ZM77 260H79V259H77ZM128 260H130V259H128ZM141 261V259L140 258H138L136 261L138 262V261ZM195 260V259H194ZM193 260V261H194ZM241 260H245V261H247L246 260V258L245 257H243V254H242V256H241ZM260 260V259H259ZM82 261H84V260H82ZM89 262H90V260H88ZM96 261V260H95ZM95 261H93L92 263L94 264V263H96ZM104 261H102V262H104ZM135 261V262H136ZM147 261V260H146ZM145 261V262H146ZM153 261V260H152ZM264 261V260H263ZM128 263H129V261H127ZM126 262V264H128ZM134 262V261H133ZM137 262L136 263H134V264H137ZM144 262V263H145ZM147 262H149V261H147ZM189 262V261H188ZM260 262V261H259ZM53 263H55V262H53ZM60 263V262H59ZM130 263H132V262H130ZM143 263V264H144ZM151 264H152V262H150ZM138 264H142V263H138ZM146 264H149V263H146ZM227 264H229V262H227ZM247 264H249L248 262H247ZM251 264V263H250Z\"/></svg>",
  "mask_w": 264,
  "mask_h": 264
},
{
  "label": "crops",
  "instance_id": "0c3cea01",
  "mask_svg": "<svg viewBox=\"0 0 264 264\" xmlns=\"http://www.w3.org/2000/svg\"><path fill=\"white\" fill-rule=\"evenodd\" d=\"M29 224V223H28ZM30 227V224L28 225ZM30 231H24L23 237H16L13 244H12V251L16 253L20 248H23L25 245L24 237L30 235ZM26 233V234H25ZM34 235V234H32Z\"/></svg>",
  "mask_w": 264,
  "mask_h": 264
}]
</instances>
